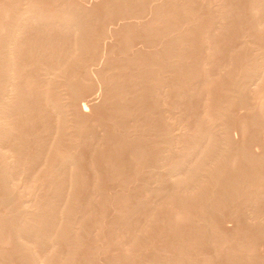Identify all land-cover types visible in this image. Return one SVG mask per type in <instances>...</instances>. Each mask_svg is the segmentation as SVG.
<instances>
[{
    "label": "rangeland",
    "instance_id": "rangeland-1",
    "mask_svg": "<svg viewBox=\"0 0 264 264\" xmlns=\"http://www.w3.org/2000/svg\"><path fill=\"white\" fill-rule=\"evenodd\" d=\"M6 1V0H5ZM9 1H11V0H9ZM20 1H23V0H20ZM26 1V0H25ZM31 1V2H30ZM33 0H28V2H30V3H33L32 2ZM37 1V2H36ZM64 1H66V2H64ZM153 1V2H152ZM157 1V2H156ZM162 1H163V3H162ZM175 1V2H174ZM2 2H4V0H0V3H1V5H0V9H1V7L2 8H4V7H7V6H9V5H7V6H4V4L6 3V2H4V3H2ZM43 2V3H42ZM54 2V3H53ZM72 2V3H71ZM98 2V3H97ZM118 2V3H117ZM127 2V3H126ZM136 2V3H135ZM138 2V3H137ZM143 2V3H142ZM150 2V0L148 1V0H114V1H112V0H108V2H103L102 0H54V1H51V0H34V3L35 4H37L36 6H39V5H41V7L39 6L38 8L40 9H43V7H44V5H48V7L47 6H45V8H49L50 10L51 9H54V10H57V7L56 6H61V7H63V10H65L66 11V7H67V5H68V7H67V10L68 11H74V12H78L79 14H80V18L82 19V16L84 17L83 18V22H87L88 23V30H89V32H92V31H94V33H92L94 36L95 35H100L101 36V34H103V32H105V35H106V32H107V34H108V37H106L105 35H102V36H104L105 37V39H104V37L102 38H100V36H99V38H100V40L98 41V36H96V37H94L91 41V44H90V40H88V42L89 43H87V44H89L90 46H94L95 48H97V49H95L94 47H89V48H87L88 50L89 49H92L91 51H95L96 50V55H95V52L92 54V56L93 55H95V57L94 58H97V60L98 59H100V61L101 62H99V64H98V61H96V59L94 60V58H93V62H91V60L92 59H89L90 60V64H88L89 63V60H87L88 58H90L91 56H90V53H92V52H89V51H86L87 52V54H84V55H82L81 53V57L78 55V59H77V61H78V65L81 63V60H82V64H80L81 66L79 67L78 65H77V63L75 64L74 63V65H76L75 66V68L77 67L78 69L80 68V70H77L78 72L80 71H82V73H84V75H85V70H86V68H89L88 66H92L93 65V63H94V61H95V63H96V66H94L93 65V68L95 69H93V68H91V72H93V71H97V67H99V70L100 71H103V74L106 76V72H110V76H113V77H111V79H108V81H107V78H103V76L101 75L102 74V72L100 73V72H98V73H100L99 75H100V77H102L101 79H102V81L105 79V81H107V82H105V81H103V82H100L99 83V85L101 84V86H103V88L102 87H100V86H98V83H96L93 79V82H95V83H93L92 84V86L93 85H95V84H97V86H96V88H99V89H96V88H94V86H93V88H91V87H88L87 85H91V83H92V81H89V79L87 80V78H89V77H87V76H85V77H87V78H84V76L81 78L84 82L85 81H88V82H86V83H84L80 78H79V76L80 75H82V74H80V72H79V74L80 75H77L78 77L76 78V76L74 75V76H72V74H70L71 75V77H67L66 76V79H64L65 81H67V80H70V81H67L68 83L70 82V84L72 83V84H74V82H76L74 85H77L76 87L79 89V83H80V81H82L83 83L80 85V90L79 91H82L83 92V90L84 89H87L88 88V90H91V89H96L97 91H95V90H93V92L95 91L96 93V96L98 95L99 96V99H98V97H96L95 95H94V93H92V94H89V93H91L92 92V90L90 91V92H88L87 90V92L88 93H86V92H84V94L86 95V96H91L90 98L91 99H94V101L92 100V103H94L95 101V108H94V106H92L91 108L90 107H88V112H87V114H86V117H84L85 116V114L82 116V117H84V119H82V117L80 116V114L81 113H79V116H80V119H81V121L82 120H84L85 121V123H81V121L79 122L77 119H79V116H78V112L77 113H74V110H75V108H74V110H71L73 107H74V105H75V102L73 103V101H72V103L70 104L69 102V104H67V102H64L65 104H66V108H65V111H67V112H70V110H71V112H70V114H69V116H72V117H70L69 118V116L67 115V117L69 118L68 119V128H69V126H70V130H66L67 132H68V135L66 134L65 135V137L64 138H62V142H64L66 139V137H68V136H70L71 135V133H72V136H74L75 135V133L78 131V130H75V129H79V133L81 134H79L78 133V136L77 135H75L76 137H71V138H73V139H69V140H72V141H68V140H66L64 143H63V145H62V143H59V142H61V141H59L58 143H57V147H59V145L61 144L62 145V147L65 149V150H69V154H71V151H72V156L71 157H73V159H74V157H75V159H76V157H77V159L76 160H74V161H76L75 163H76V165H77V163L78 164H80V166L79 165H77V167H76V169L77 168H80L79 170L81 171V173H80V175H81V178H80V180L82 181L81 183H83V185H81V183L79 182V178H78V182L80 183V185H81V188H79L78 186H80V185H78L77 186V184H76V188H75V186H73L75 189L72 191V190H70V191H72L74 194L76 193V192H78L77 194H78V196H77V198L75 197V204H78L79 206H78V208L80 209H78L75 205H74V207L76 208H74L73 210H74V212H75V210H79L78 211V213L76 214L77 216H75L74 215V217L75 218H77L76 220L79 222V223H77V224H79V226H77V227H75L74 225H76V223H74L76 220H74V218H72L73 220L72 221H74L73 223V226L72 227H75V228H77V230L79 229V227H80V229H82V230H79V232L77 233V232H75L74 231V229L75 228H70V229H73V233H72V231H71V234H76V235H79V236H76V237H79V241H78V245L76 244L77 242H75V244H76V246H75V244L73 243L74 242V235H72V236H74L73 238L71 237V239H73L72 241L70 240V239H68V238H66V236H65V234L67 235L68 233H69V229L67 230V232L68 233H65L64 232V234H62V236H63V239L60 237V238H58V241H57V246L59 247V245H60V243L59 242H61V241H59L60 239L61 240H67V242H69V240L71 241L70 243H72V245L70 244V243H66V241H65V245L64 246H61V247H59V249L61 248L62 249V251H63V254H59V253H57V258H58V260H60L59 259V257L61 258V260L60 261H58L56 258H54L55 260H54V264H71V263H73L74 262V264H144V262H146L145 264H148L149 262L148 261H150L152 264H157L158 262H161L162 260H164L165 259V261L167 260H171V259H173L172 257H174V259L176 260V259H179V258H181V256H180V253L179 252H177V251H179V249H181L182 248V250H183V252L185 251L184 250V248H186V250L188 251V249L190 250V254L188 253V256L186 255H183L182 257L184 258V257H186V259H188V257H189V259H188V263H190L191 264V262L190 261H193L194 262V258H193V255L195 256V259H197V260H195V262L196 261H200V263L202 264V262H201V260H203L202 258L201 259H199L200 258V256L203 254V256H204V252L205 251H207L206 253L207 254H205V255H207L208 256V258L206 259H204L203 261H207L209 258H210V260H208L207 262L205 261V263L204 264H225V262H224V260L226 261L227 259V257H228V260L227 261H229L230 260V258L231 259H233L232 261V263L233 264H238V263H240L239 261L240 260H237V259H244L245 257L244 256H242L241 258L239 257H237L238 255H247V259L245 258V260H241V262H242V264H243V261H245V262H247V261H249V262H247V263H249V264H261L263 261H264V237L262 238L261 237V235L263 236L264 234H261V232H264V231H261L262 229L264 230V197H262V199H260V197H261V194H259V197H256L255 198V196H252V198L250 197V196H244L243 197V199L245 198V199H247V198H249L250 199V201H245V205H247L246 207H249V208H246V207H244V208H246V209H242V207L244 206H240L241 205V203L243 202L242 201V198H240V199H238V200H240V201H238V203L239 202H241V203H237V202H235L234 201V203H235V205H234V203H232V205H234V206H230V208L229 209H231V207H233V208H236L237 206H239V207H237V208H239V209H235V211L233 212V213H235L236 214V216H235V214H232V216L233 217H235L236 219H234L233 217H231L229 214H231L230 213V211H229V213H228V211H225L226 209H228V207H219L218 205H213V206H216V207H213V210H215L214 208H216L217 209V207L219 208V209H221V208H223L224 210H222L221 209V211L219 212L218 211V209L216 210V211H213V212H211V214H213V216L214 215H216L217 216V218H218V216H220V215H222L223 216V214H224V216L222 217V218H220V220L222 219H225L226 217H227V215L226 214H228L229 215V218L227 217L226 219H227V221H228V219L230 220V217L231 218H233L232 220H230L231 222H227V221H225V220H223V222H218L219 221V219H218V221H216L217 220V218H216V216H214V218H216V220L214 219V218H212V216H211V218L213 219V221L212 222H215V223H212V225L213 226H215L216 227V230L214 229V231H213V226L211 225V228H212V231H210L211 230V228H210V232L208 231L207 233H211L212 232V235L211 236H213L214 235V233L215 232H218V234H216L215 233V236H217L218 238H219V240H221L220 241V243L223 241L224 243V245L226 246H223L222 244H219V241H218V243H217V241L216 240H214L213 241V237H211L210 236V238H211V242L212 243H210V241L208 242V240H206L205 241V236H203L204 237V242H206L207 243V245H206V247H204V248H206V249H208V245L209 246H211V244H212V246H214L213 244L215 243L216 245H217V247L220 249V251L219 252H221L220 253V255L222 254V256H219V255H217L216 253H215V251H214V248H215V250H216V245L214 246V248L212 247H210L209 249L210 250H212L211 252L212 253H210L209 252V249L208 250H205L204 248H202V250L204 251H202L201 249L199 250L198 248H196V247H194V249H193V247L192 246H197V244L195 245L193 242H195V241H193L192 243L194 244H190V243H188V241H186V239L184 238L185 236H188V239L190 240V241H192V240H196V237H198V231H197V229H196V226L197 225H195V224H199L198 223V221H200V219H198V216L199 217H202V216H204V214H207V213H205V212H203L204 214H201V216H200V214L198 213L201 209H203V211H206V210H204L205 209V207L207 206L205 203H206V201H204V196H206L205 194H204V196L202 197L203 199V202H205L204 203V205L205 206H203V208H201L202 206L201 205H203V203H201V205H199L198 203H200V202H198V203H196V201L197 200H200V199H196V198H198V197H196V195L198 194V191H195V190H193V188H200V185H198V183H199V180L203 183V184H201V190L205 187V188H208V190H207V192L208 193H210V192H212V191H215V190H210V189H216V187H218V184L216 185L215 184V186H214V183L212 182V180H211V176L212 175H210V176H208V177H210L209 179L206 177L207 176V174H208V172L210 171V170H206L208 167H209V169H211V171L213 170V168L214 167H211L210 165H207L206 166V171H208V172H206L205 170V174H204V176H203V174H202V172H201V175H200V173L198 174V175H200V176H198L197 178H199V179H196V183H197V186H199V187H197V186H195L194 184H196V183H194L193 185H189V187H187L188 188V190L190 191L189 193H188V195L187 196H185L186 195V193L184 194V196L185 197H187L186 198V200L188 199V200H190V202H192L191 200L193 199V202H194V204L196 203L197 204V206H199V208H201L200 210H198V209H196V207H193L194 205H191L190 203H188V201H187V203L188 204H190L189 206H187L188 204H184V201L182 200L183 199V196L182 197H177L178 196V194H179V196H181L182 194H181V192H187L188 190H186L187 188H185L184 187V189L182 190L181 188L179 189H177V191H176V193L177 194H174V192H173V189L170 191V187L169 188H167V189H169V191H170V193L171 192H173L172 194H174V199L173 198H169V201L170 202H168V200L167 201H165L166 200V196L167 197H169L168 196V192H166V196H165V193L163 194V192H165L166 191V189L164 188V187H168L169 185H165L164 186V182L166 181L167 182V178L164 180V178H162V180L164 181V182H162V180H159V181H157L156 182V179L159 177V176H161V177H164L163 176V174L162 175H160L161 173H165L164 175H166V172H164V168H165V171L168 169V166L170 165L169 163H171V162H174V161H172L175 157L176 158H178V157H180V155L182 154V152L180 153L178 150H180L181 148L183 149V150H187L188 148H189V146L191 145L192 146V143H194V142H192L191 143V141H193V140H190V139H193L194 137L193 136H197L199 133H201V132H205V133H207V131H205V129L206 128H209V133L210 132H212L213 134H214V137L215 138H217L218 140H219V142L221 143V145H219L220 143L218 142V140L217 139H215L217 142H215V143H217V144H215V148L217 149V147L218 148H220V151H222L223 150V152H224V154H225V152H226V150L229 148V152H228V154H231L234 150H235V148L234 147H236V151H234V154H235V152L237 153V151H239L240 150V147H241V149L242 148H244V146H246V145H248V143L251 141L252 143H249L250 144V146L252 147V146H255V147H252V150L255 152V153H257V154H259V156L258 155H254L255 153L250 149V146L247 148V150L246 151H248L249 153H247V155H251L252 157H253V155L254 156H257L256 158L257 159H259V157L260 156H264V155H262V153H264V147L262 146V145H260L261 143V140H262V144L264 145V141H263V139H264V132H263V129H262V132H259L258 133V131H255V130H257V129H259V131H261V125H260V123H259V121H262L263 123H264V120H262V119H264V118H262V117H264V106L262 107V105H264L263 104V102L264 101H261V99H262V96L261 95H259L258 94V96H256V94L257 93H254V92H252V91H247V92H244L243 94H245L244 96H246V97H244V96H242L243 94H241V95H237V94H235V93H233V91H231V89H232V87H233V83H231V81L232 82H234L233 80H236V78H237V76H238V73L240 74L241 72H242V69L241 68H243V70L244 69H246L247 68V64L246 63H248V61L249 62H252L253 60L252 59H254V62H253V64L254 63H260V61H261V59L263 58L262 57V53L260 52L262 49H258V48H261V46L259 47V45L260 44H262V42L264 41V36H262V35H264V34H259V35H257V36H259L260 37V35H261V40H258V39H256L257 38V36H255L256 38L254 39V37H252L253 36V32L250 30H248V28H250V27H247V24H248V18H249V16H250V14L248 15V11L247 10H245L246 9V6L248 5V2H249V0H151V2ZM165 2V3H164ZM198 2V3H197ZM228 2V3H227ZM10 3V2H9ZM8 3V4H9ZM64 3H66V7H65V5L63 6V4ZM135 3V4H134ZM153 3V4H152ZM162 3V4H161ZM62 4V5H61ZM72 4H73V6H72ZM112 4V5H111ZM140 4V5H139ZM145 4H147V5H145ZM152 4V5H151ZM158 4V5H157ZM34 5V4H33ZM50 5V6H49ZM121 5H123V6H126V5H128V7L127 8H129V7H131V9H129L128 10V12L129 13H132V14H130V15H133V16H131L130 17V15H128L129 13H127V12H125V11H127V9H126V7H125V10H124V8L123 9H120V7H122ZM130 5V6H129ZM133 5V6H132ZM137 5H139V6H137ZM155 5H156V7H155ZM161 5V6H160ZM244 5V6H243ZM35 6V5H34ZM74 6H75V9H74ZM120 6V7H119ZM137 6V7H136ZM141 6V7H140ZM143 6V7H142ZM61 7H58V10H61ZM70 7H73L72 9L70 8ZM136 7V8H135ZM157 7H158V9H159V12H158V10H156L157 9ZM160 7H161V9H163L164 7V12L162 13V11L163 10H161L160 9ZM180 7V8H179ZM222 7H224V8H222ZM229 7V8H228ZM45 8H44V10H45ZM76 8L79 10H76ZM144 8V9H143ZM146 8V9H145ZM150 8V9H149ZM217 8V9H216ZM48 9V10H49ZM70 9V10H69ZM83 9H84V11L85 12H80V11H83ZM119 9V10H118ZM140 9H142V10H140ZM156 10V11H154V10ZM182 9V10H181ZM220 9L223 11H225V12H223V18L221 19V17H222V11H221V13H220ZM242 9V10H241ZM247 9H248V7H247ZM121 10V11H120ZM124 10V12L125 13H123L122 11ZM144 10V11H143ZM148 10V11H147ZM161 10V11H160ZM185 10V11H184ZM228 10H230L229 12H228ZM141 11V12H140ZM150 11V12H149ZM153 11L155 12L154 14H157V15H155V17L156 18H158V16H159V18H160V20H162V15H161V13L163 14V17L166 15H168V19L166 18V16L163 18V20H165V18L169 21V19L171 20L172 18H171V16H173L174 14H175V18H174V16H173V18L174 19H172L169 23H167V25L169 24V25H171V22H174L175 20L176 21H180L181 22V24H182V28H184L185 30H186V28H188L186 31L183 29V31H180V29H179V27L181 28V26L179 25V23H177L176 21V23L174 24V25H176V27H178V25H179V27H178V31H180V34H179V32H178V34L176 33L177 32V28L173 31L172 30V28H171V26H167L170 30H172L173 32V34H175L174 35V38H172L173 36V34L171 35V33L169 34V32H170V30H167V28H166V31H164L165 30V28L163 27V23H162V21H161V23H160V21H159V23H158V27L157 26H153V25H146V24H154V25H156L157 24V22L155 23V21H158L159 20V18H158V20H154V17H152V16H154L153 15ZM167 11V12H166ZM184 11V12H183ZM186 11H190L189 12V15H187L188 13L186 12ZM244 11V12H243ZM118 12H121L122 13V15L124 14V15H126V17H127V15H128V17L130 18L129 20H125V22H130V23H132L131 24V27L132 26H135V27H132V28H135V29H131V31H130V24L127 22L126 23V25L127 26H122V27H124V29L126 28V27H128V29L127 30H129L130 31V35H131V33H135V36L133 35V37H132V35H131V39L129 38V31H127V33H126V31H125V33H124V37H123V35L122 36H120L118 33H121V31H120V26H121V23L120 22H123L124 21V18L123 17H125L124 15H123V17L121 16V13H120V15H118L119 13ZM144 12V13H143ZM152 12V13H151ZM157 12V13H156ZM161 12V13H160ZM216 12V13H215ZM226 12L228 13V15L226 14ZM249 12H250V10H249ZM82 13H85V14H83L82 15ZM143 13V14H142ZM151 13V14H150ZM159 13H160V15H159ZM164 13H167V14H164ZM178 13V14H177ZM184 13V14H183ZM187 13V14H186ZM220 13V14H219ZM90 14V15H89ZM135 14V15H134ZM172 14V15H171ZM183 14V15H182ZM186 14V17L184 16ZM220 16H219V15ZM225 14H226V16H225ZM178 15V16H177ZM121 16V17H120ZM146 16V17H145ZM161 16V17H160ZM184 16V17H183ZM122 18V19H120V18ZM134 17V21H133V18ZM150 17L151 18H153V19H150ZM182 17V18H181ZM227 17V18H226ZM94 18V19H93ZM147 18H149V20H152V21H149L148 22V20H146ZM185 20H184V19ZM246 18V19H245ZM253 17H251V19H252ZM85 19H86V21H85ZM127 19V18H126ZM136 19V20H135ZM138 19V20H137ZM178 19V20H177ZM193 20V21H190V20ZM88 20L90 21V23L88 22ZM119 20H120V22H119ZM122 20V21H121ZM133 21V22H131V21ZM147 21V22H145V21ZM167 20H165V22H168ZM182 20V21H181ZM249 20H250V18H249ZM136 21V22H135ZM184 21L186 22V24L184 23ZM217 21V22H216ZM252 20H250L249 22H251ZM154 22V23H153ZM99 23V24H98ZM139 23H141L142 25H140L139 26V28L143 31V30H145L146 29V31H147V29H148V26H150V27H152V28H150L151 30H149L148 29V31L149 32H151V34L149 33V32H147V34L146 35H148V33L151 35H148V37L146 36H144V34L143 33H141L140 34V32H141V30L138 28V24ZM143 23H144V25L146 26V28H144L143 27ZM195 23V24H194ZM201 23V24H200ZM117 24H118V26L120 27H118L117 26ZM123 24H124V22H123ZM137 26H136V25ZM159 24H161V26L164 28H162L161 26H159ZM178 24V25H177ZM219 24V25H218ZM84 25H85V23H84ZM125 25V24H124ZM185 27H184V26ZM193 25V26H192ZM86 27H87V24L85 25ZM90 26H92V27H90ZM98 26V27H97ZM165 26V25H164ZM172 26H173V23H172ZM249 26V25H248ZM116 27L118 28V29H116ZM130 27V28H129ZM137 27V28H136ZM141 27H143L144 29H142ZM173 27V28H174ZM193 29H192V28ZM239 27V28H238ZM155 28L156 29H160V28H162V29H158L159 30V32L161 31V34L163 33L164 34V32H166L168 35H169V41L167 40V34L165 35V36H163V35H161L160 36V33H158V34H153L152 35V33H155ZM181 28V29H182ZM196 28V29H195ZM198 28V29H197ZM214 28V29H213ZM232 28V29H231ZM93 29V30H92ZM97 29H98V31H97ZM106 29V30H105ZM122 30H124L123 28H121ZM138 29L140 30L139 31V33H138ZM105 30V31H104ZM109 30V31H108ZM117 30H119V31H116ZM135 30H136V32H135ZM154 32H153V31ZM158 30H156V33L158 32ZM189 30V31H188ZM191 30V31H190ZM196 30V31H195ZM111 31V32H110ZM114 31L116 32V34L114 33ZM169 31V32H168ZM204 31V32H203ZM246 31H248V33L250 34V33H252V36L251 37H249V34L246 32ZM96 32V33H95ZM102 32V33H101ZM110 32V33H109ZM145 32V31H144ZM175 32V33H174ZM111 33H113L114 35H112ZM185 35H184V34ZM189 33V34H188ZM243 33H245V35L247 34L248 35V37H249V39H248V37H247V35L245 36L247 39H243V37H242V35L244 36V34ZM91 34V35H92ZM126 34V35H125ZM137 34V35H136ZM143 34V35H142ZM176 34L178 35V37L176 36ZM184 36H183V35ZM191 34V35H190ZM198 34V35H197ZM206 34V35H205ZM231 34V35H230ZM92 35V36H93ZM116 35V36H115ZM117 35L120 37H117ZM139 35V36H138ZM190 35V36H189ZM194 35V36H193ZM196 35V36H195ZM208 35V36H207ZM219 35V36H218ZM223 35V36H222ZM92 36H90V38H92ZM127 36V37H126ZM155 36H158V37H155ZM172 36V37H171ZM179 36H182L181 37V39H178V38H180ZM186 36V37H185ZM189 36V37H188ZM205 36V37H204ZM232 36V37H231ZM241 36V37H240ZM121 37L123 38V39H125V37H126V40L128 39V41H127V43H129V45L126 43L125 44V41L122 39V42L124 41V43H122L121 42V40H120V42H119V39H121ZM140 37V38H139ZM152 37H154V38H152ZM175 37H177V39L175 38ZM184 37V38H183ZM96 38H97V41H96ZM156 38V39H155ZM189 38V39H188ZM193 38V39H192ZM205 38V39H204ZM223 40H222V39ZM235 38V39H234ZM241 38L243 39L242 41H241ZM118 39V40H117ZM143 39V40H142ZM150 39V40H149ZM153 39V40H152ZM164 39V40H163ZM166 39V40H165ZM172 39H176L177 41H178V43L180 44L181 42H183V41H185L184 42V44L183 43H181V44H183V45H179V46H177L178 45V43H176V44H173V42H175V40H172ZM217 39V40H216ZM263 39V40H262ZM94 40L96 41V43L94 42ZM130 40H131V42H130ZM144 40H146V41H144ZM156 40V41H155ZM162 40H163V42H162ZM172 40V41H171ZM211 40V41H210ZM245 40V41H244ZM246 40H248L247 42H246ZM133 41H135V42H133ZM153 41H155V43L153 42ZM158 41V42H157ZM205 43H204V42ZM245 43H244V42ZM250 41H251V43H250ZM261 41V42H260ZM94 42V43H93ZM157 42V43H156ZM165 42V43H164ZM166 42H169L170 44H168V45H171V44H173L175 47L177 46V47H179V49L178 48H176L175 49V47H173V45H172V49L174 50H177V51H173L174 52V55L173 54H169V52H168V54L166 53V51L168 50L167 48H169L168 47V45H167V43ZM172 42V43H171ZM214 42V43H213ZM244 43V45L247 43L248 44V46L247 45H243L244 46V48L242 47V43ZM154 43V44H153ZM165 44V46H167L166 47V51L164 50L165 49V47H164V45H163V48H162V44ZM203 43V44H202ZM239 43H240V47H239ZM254 43L256 44L254 47H252L251 48V46L252 45H254ZM264 43V42H263ZM95 44V45H94ZM116 44V45H115ZM125 44V45H124ZM131 44V45H130ZM148 44V45H147ZM158 44V45H157ZM208 44V45H207ZM88 45V46H89ZM118 45V46H117ZM121 45H123V46H126L125 47V49H127V52H125L124 50V52L122 51V52H119L120 50H121V48L123 47V46H121ZM134 45V46H133ZM237 45V46H236ZM250 45V46H249ZM263 45V44H262ZM88 46H86V47H88ZM97 46V47H96ZM129 46H130V48H129ZM182 46V47H181ZM208 46V47H207ZM119 47V48H118ZM121 47V48H120ZM250 47V48H249ZM255 47H256V49H255ZM130 50H129V49ZM150 48H152V50L150 49ZM156 48H159L160 49V52H161V49L163 50V52H161V55L163 54V53H166V54H163L162 55V58H161V60L163 59V60H165L166 58H168V56L170 55L171 57H172V59L168 62V61H166V62H168V63H165V61H161L160 59L159 60H154V59H156L157 57H160V56H158V54H159V49H156ZM185 50H184V49ZM188 48V49H187ZM208 48V49H207ZM95 49V50H94ZM118 49V50H117ZM134 49V50H133ZM149 49L151 50V51H153V49H154V51H153V53H155L154 55H153V53L151 52V51H149ZM170 50H171V48H169ZM254 49V50H253ZM129 50V51H128ZM143 50V51H142ZM158 50V51H157ZM169 50V51H170ZM181 50V51H180ZM190 50V51H189ZM200 50V51H199ZM208 50V51H207ZM256 50V51H255ZM257 50H259V51H257ZM142 51V52H141ZM145 51H146V53L148 52V55H149V57L152 59V60H149V57H148V55L145 53ZM158 53H157V52ZM172 51V50H171ZM170 51V52H171ZM89 52V53H88ZM98 52V53H97ZM149 52H151V53H149ZM213 52V53H212ZM123 53H124V55H123ZM132 53V54H131ZM140 53V54H139ZM142 53V54H141ZM145 54V56H140V55H144ZM172 53V52H171ZM180 55H179V54ZM176 54H178V56H176ZM187 54V55H186ZM87 55L88 56H90V57H88L87 58ZM135 55V56H134ZM146 55H147V57H146ZM150 55H153L154 56V58H153V56H150ZM160 55V54H159ZM165 55V56H164ZM244 55H245V57H244ZM258 55H260V56H258ZM83 56H84V58H86V60L88 61V63L84 60V58H83ZM103 56V57H102ZM114 56V57H113ZM134 56V57H133ZM136 56H137V58H136ZM155 56H156V58H155ZM169 56V58L168 59H170L171 57ZM174 56V57H173ZM190 56V57H189ZM198 56V57H197ZM208 56V57H207ZM242 56V59L240 58ZM253 56V57H252ZM264 56V55H263ZM127 57V58H126ZM130 59H129V58ZM133 57V58H132ZM142 57V59L141 60H143V58L144 57H146V58H144V60H143V62H146L145 60H148V62H151V63H153V62H155V61H159V63H161V66L159 65V64H157V65H155V63L154 64H151V63H149V64H151V65H153V66H151V65H149L151 68H153L154 70H155V68L157 69L156 71L158 72V74L156 73L155 74V72H152L153 71V69L152 70H149L148 71V69H151V68H148V66L146 67L145 66V64H148V62L147 63H143L142 64V66H143V68L145 69V67H146V69H147V71H145L143 68H140L141 67V65H140V67H138V65L136 66V64H134L135 62H136V60H135V62H134V60L133 59H138V58H141ZM164 57V58H163ZM182 57V58H181ZM244 57V58H243ZM261 58L260 60H259V58ZM106 58V59H105ZM117 58V59H116ZM148 58V59H147ZM176 58V59H175ZM208 58V59H207ZM252 58V59H251ZM244 59V60H243ZM249 59V60H248ZM251 59V60H250ZM138 60H140V59H138ZM140 60V63H142V61ZM167 60V59H166ZM175 60V61H174ZM177 60V61H176ZM206 60V61H205ZM241 60V61H240ZM263 60H264V58H263ZM263 60H262V63H263ZM85 63H84V62ZM103 61H105V62H103ZM107 61V62H106ZM124 61H126V62H124ZM127 61L129 62V63H131L132 61H133V63H131V64H127L126 65V63H127ZM131 61V62H130ZM243 61L245 62V63H243ZM256 61V62H255ZM138 62V61H137ZM136 62V63H137ZM174 62V63H173ZM182 62V63H181ZM225 62V63H224ZM100 63H101V65H100ZM103 63V64H102ZM139 62L137 63V64H140ZM163 63H165L166 65H163ZM176 63V64H175ZM197 63V64H196ZM218 63V64H217ZM84 64H86V68H85V66H84ZM87 64H88V66H87ZM92 64V65H91ZM134 64V65H133ZM173 64V65H172ZM182 64V65H181ZM249 64V66H252L251 65V63H248ZM74 65H70L69 66V68H68V71L67 72H69V70H71L70 72L71 73H73V74H75V72H76V69H74L73 68V66ZM116 65V66H115ZM160 66V67H157V66ZM169 65H171V66H173V68H172V70L171 69H169L171 66H169ZM246 65V66H245ZM82 66H84V67H82ZM129 66H132V68H135V69H133V71H131V67H129ZM154 66H156L155 68H154ZM165 66V67H164ZM182 66V67H181ZM185 66V67H184ZM205 66V67H204ZM213 66V67H212ZM241 66H243V67H241ZM248 66V67H249ZM167 67H168V69H167ZM176 67V69H174ZM179 67V68H178ZM235 67V68H234ZM73 69V71H72V69ZM81 68H85V70L84 69H81ZM97 68V69H96ZM120 68H122V69H120ZM138 68H140L139 69V71L140 70H144L145 72L144 73H146L147 74V76H148V78L146 79V77H145V75L146 74H144V73H142V72H140V74H142V75H136V74H139V72H138ZM183 68V69H182ZM186 68V69H185ZM187 68H188V70H187ZM240 68V70H238ZM176 70V71H174V70ZM180 69V70H179ZM83 70H84V72H83ZM88 70V74H92L91 72L89 73V70L90 69H87ZM93 70V71H92ZM167 70H169V72L167 71ZM179 70V71H178ZM183 70V71H182ZM187 70V71H186ZM195 70V71H194ZM204 70V71H203ZM207 70V71H206ZM223 70V71H222ZM65 71V72H66ZM118 71V72H117ZM151 71V73H148V72H150ZM171 71L172 72H174V73H171ZM185 71V72H184ZM210 71V72H209ZM231 71H232V74H230L231 73ZM236 71H238V72H236ZM78 72L76 73V74H78ZM97 72H95V73H97ZM184 72V73H183ZM188 72V73H187ZM199 72V73H198ZM29 73H32V72H29ZM27 71L26 72H24V76H30V74H29ZM94 73V74H95ZM117 73V74H116ZM130 73V74H129ZM186 73V74H185ZM190 73H192V74H190ZM208 73H210V74H208ZM237 75H236V74ZM87 74V75H88ZM112 74V75H111ZM151 74L153 75L154 74V76H151ZM179 74V75H178ZM183 74V75H182ZM230 76H232L231 77V79L229 78V75ZM65 75H68L67 73H65ZM95 75H98V74H95ZM98 75V76H99ZM107 75H109V74H107ZM131 75V76H130ZM135 75V76H134ZM158 75H159V78H158ZM181 75V76H180ZM187 76L186 78L188 79V80H186V81H189L190 79L192 80V82L190 81L189 82V84L187 83H185L186 81H183V79H185V77H182V76ZM195 75V76H194ZM201 75V76H200ZM206 75V76H205ZM209 75H210V77H209ZM228 75V76H227ZM110 76H109V78H110ZM120 76V77H119ZM136 76H137V78H136ZM138 76H141V78L139 77V79H138ZM151 76V77H150ZM198 76V77H197ZM227 76V77H226ZM32 77H34L33 76V73H32ZM108 77V76H107ZM129 77H130V79H129ZM155 77H156V79H157V81H155L156 79H155ZM168 77V78H167ZM177 77V78H176ZM192 77H195V78H193L192 79ZM203 77H205V78H203ZM214 77V78H213ZM69 78H76V80L74 79H69ZM190 78V79H189ZM198 78V79H197ZM200 78V79H199ZM207 78V79H206ZM229 78V79H228ZM79 79V80H78ZM86 79V80H85ZM112 79H114V80H112ZM115 79H117V80H115ZM119 79V80H118ZM153 79H154V82H162V84L159 82L158 83V85L157 86H161V87H153ZM168 79V80H167ZM202 79V80H201ZM203 79H204V81L205 82H203ZM209 79V80H208ZM91 80V79H90ZM110 80V81H109ZM134 80V81H133ZM165 80V81H164ZM178 80H180V81H178ZM182 80V81H181ZM224 80V81H223ZM60 82V83H63V84H61V85H64V84H68L67 82ZM72 81V82H71ZM113 81V82H112ZM116 81V82H115ZM198 81V82H197ZM202 81V82H201ZM208 81H210V82H208ZM79 82V83H78ZM91 82V83H90ZM105 82V83H104ZM109 82H111V83H114V84H117L118 82V84H119V87H121L120 89H119V87L116 85H112V84H109ZM165 82V83H164ZM167 82V83H166ZM200 82V83H199ZM228 82V83H227ZM231 83V85H230V83ZM104 83V84H103ZM109 84V86L110 87H112L113 88V91L110 89V88H108V85H107V89H110L112 92H116L115 90H119V93H116L117 94V97L115 98L114 96H116V95H114L111 91L109 92L107 89V91L104 89V86H106L105 84ZM175 85H173V84ZM179 83H181V84H179ZM196 83V84H195ZM202 83V84H201ZM204 83H205V85H206V88H205V85H204ZM207 83V84H206ZM227 83V84H226ZM86 84V85H85ZM103 84V85H102ZM122 84H123V88H125L123 91L121 90L122 89ZM152 84V85H151ZM156 84L157 83H154V86H156ZM159 84H161V85H159ZM211 84V85H210ZM61 85H58V88L57 89H63V88H61ZM121 85V86H120ZM133 85V86H132ZM180 85V86H179ZM184 85V86H183ZM195 85V86H194ZM217 87H216V86ZM225 85V86H224ZM60 86V87H59ZM83 86V87H82ZM113 86H115L117 89H114L115 87H113ZM149 86V87H148ZM173 86V87H172ZM176 86H178V87H176ZM182 86V87H181ZM197 86V87H196ZM228 88H230V89H228ZM231 86V87H230ZM81 87L82 88H84V89H81ZM171 87V88H170ZM181 87V88H180ZM185 87V88H184ZM188 87V88H187ZM191 87V88H190ZM192 87H194V88H192ZM203 87V88H202ZM89 88H91V89H89ZM153 88V89H152ZM157 88V90H154V89H156ZM175 88V89H174ZM190 88V89H189ZM228 90H227V89ZM56 89V90H57ZM183 89H185V90H183ZM194 89V91H191V90H193ZM199 89H201V90H199ZM225 89H226V91H225ZM98 90L99 91H101L100 93H98ZM106 92H105V91ZM118 90H117V92H118ZM127 90V91H126ZM152 90H153V92H152ZM176 90V91H175ZM180 90V91H179ZM184 92H183V91ZM61 91V92H60ZM57 90L56 92H59V97L60 96H62L64 93L62 92V90ZM64 92H66V90H65V88H64V90H63ZM85 91V90H84ZM157 91V92H156ZM165 91V92H164ZM179 91V92H178ZM182 91V92H181ZM186 91V92H185ZM201 91V92H200ZM226 93H228L229 95H227L228 96V99H230V100H232V99H234L235 98V100H236V98L237 99H240V101H243V99L244 100H246V101H243V103H247L246 104V106H244L243 105V103L242 104H240V103H238L237 101H234L235 103H238V105H243L242 107L243 108H245L244 110H240V109H243L242 107L241 108H237V109H235V105L236 106H238L237 104H234V102L233 101H230V104L232 105V108L234 109L233 111H232V108H230L231 106H230V104H228V107L227 108H230L231 110H230V113L228 114V112H229V110L228 111H226V113H225V108H226V105H227V102L229 103V101H225V100H227V98H224V97H227V96H225V92ZM234 94V96H233V94L231 93V92ZM81 92V93H82ZM102 92H105V95L103 94V95H101V93ZM108 92V93H107ZM121 92V93H120ZM141 92V93H140ZM155 92L157 93V94H155ZM205 92V93H204ZM221 92V93H220ZM248 92H250V94H248ZM98 93V94H97ZM125 93V94H124ZM127 93V94H126ZM145 93V94H144ZM183 93V94H182ZM186 93V94H185ZM198 93V94H197ZM231 93V94H230ZM254 94V95H251V94ZM62 94V95H61ZM88 94V95H87ZM109 94H111V97H112V95H114L112 98H114L113 100L111 99V97L109 96ZM121 94V95H120ZM124 94V95H123ZM148 94V95H147ZM150 94H152V95H150ZM160 94V95H159ZM65 96H67L66 95V93L64 94ZM64 95H63V98H61V99H63V101L65 100V101H67V99H71V97H69V96H67V99H66V97H65V99H64ZM108 95V96H107ZM158 95H159V97H158ZM230 95H232V97L230 96ZM238 96V97H236V96ZM102 96H106V97H109V98H107V104L106 103H104V101L105 100H103V99H105L104 97H102ZM247 96H251V97H258V99H255V98H251V97H249L250 99H248L247 98ZM259 96H261V98L259 97ZM101 97L103 98L102 100H103V102H102V105L99 103V101L101 102L102 100H101ZM126 99H125V98ZM161 97V98H160ZM187 97V98H186ZM190 97V98H189ZM97 98V99H96ZM145 98V99H144ZM164 98V99H163ZM209 98V99H208ZM224 98V100H222ZM232 98V99H231ZM241 98H242V100H241ZM264 98V97H263ZM141 99V100H140ZM151 99V100H150ZM180 99V100H179ZM194 99V100H193ZM259 99H260V102H259ZM68 100V101H69ZM73 100V99H72ZM97 100H99L98 102H97ZM118 101L119 100V103H120V108L119 107H117V106H115L114 104L116 103L115 101ZM120 100L122 101V103L123 104H125L124 106H125V108L126 107H129L130 108V106L128 105L129 103H131V106H135V109L134 110H132V108L133 107H131V110H130V112L129 111H127L128 109H126V111L125 110H123V109H121L122 108V106H123V104L120 102ZM248 100V101H247ZM249 100H250V102H249ZM258 100V102L259 103H257L256 101ZM263 100V99H262ZM127 101V102H126ZM133 101H135V104L136 105H134V102ZM198 101V102H197ZM222 101V102H221ZM71 102V101H70ZM112 102V103H111ZM115 102V103H114ZM221 104V103H223V102H225V103H223L222 104V106L219 104V103ZM231 102H233V103H231ZM256 103V106H254V104H253V106H252V104L251 103ZM103 103H104V105H103ZM118 103V104H119ZM145 103V104H144ZM174 105H173V104ZM204 103V104H203ZM214 103V104H213ZM260 103H262V105L260 104ZM99 104L101 105V106H99ZM113 104V106H115V107H113V106H111ZM117 103H116V105H118ZM121 104H122V106H121ZM155 104V105H154ZM161 104V105H160ZM200 104V105H199ZM220 105L219 107L217 106L216 108H214L216 105ZM225 104V108H222V107H224L223 105ZM233 104H234V107H233ZM251 104V105H250ZM257 104H260L261 105V107H259ZM69 105H72L73 107H70ZM128 105V106H127ZM247 105H249L250 107H253V109H255V110H253L252 108H250L249 106H247ZM111 106V107H110ZM230 106V107H229ZM75 107H77V106H75ZM98 107V108H97ZM113 107V108H112ZM140 107H142L143 109H141ZM249 107V109L250 110H252V112H255L254 114H250V112L247 110V108ZM257 107V108H256ZM68 108V110H66ZM69 108H71V109H69ZM112 108V109H111ZM114 108L115 109H121L120 111H122V112H117V113H121L120 115H123L124 113V111L125 112H127L126 114H128V113H130V116H129V118L127 117V118H125L126 120H124V121H122L123 120V118L124 117H126V115H124L123 117H120V115L119 114H117L116 113V110L114 111ZM139 108V110L137 111V109ZM197 108V109H196ZM203 108V109H202ZM208 108V109H207ZM218 108V109H217ZM219 108H220V111H221V114H222V117H223V119H224V116H226L225 117V119H224V121H223V119H220L221 118V116L220 117H218L219 115H221L220 114V111L219 112H217L218 110H219ZM260 108V109H259ZM109 109V110H108ZM205 109V110H204ZM215 109H217V113L216 112H214V113H216V116H215V114L214 113H212V114H214L213 116H214V118L216 117V118H219L218 120H221L222 122H224V124L221 122V121H218V120H216V119H213V120H216V122L214 121V122H212L213 123V126L212 125H210L211 124V121H212V119L210 118L212 115H211V112H213V111H215ZM223 109V110H222ZM90 110V111H89ZM114 112H113V111ZM146 110V111H145ZM173 110V111H172ZM175 110V111H174ZM247 110V111H246ZM257 110V111H256ZM77 111V109L75 110V112ZM118 111V110H117ZM149 111V112H148ZM168 111V112H167ZM170 111H172V113L170 112ZM204 111V112H203ZM224 111V112H223ZM234 112V115H233V113L232 112ZM243 111V112H242ZM260 111V112H259ZM263 111V112H262ZM66 112V113H67ZM74 114H73V113ZM113 112V113H112ZM133 114H132V113ZM258 112V113H257ZM262 112V113H261ZM123 113V114H122ZM170 113V115H171V119H170V121L168 120L169 119V117H170V115H169V117H168V114ZM218 113H219V115H218ZM223 113H225V114H223ZM257 113V114H256ZM91 114V115H90ZM114 114V115H113ZM206 114V115H205ZM226 114H228V115H226ZM231 114V118L229 117V119L230 120H227L226 118H228V116ZM263 114V115H262ZM75 117H74V116ZM110 115V116H109ZM118 115V116H117ZM129 115V114H128ZM127 115V116H128ZM160 115V116H159ZM167 115V116H166ZM209 116V115H211L209 118H205V116ZM224 115V116H223ZM232 115H233V117H232ZM252 115V116H251ZM255 115H256V117L259 119L258 120V122L257 121H252L251 120V117H253V120H254V118H256L255 117ZM258 115H259V117L261 116V118H259L258 117ZM173 116H174V119L175 120H173ZM191 116V117H190ZM203 116V117H202ZM132 117V118H131ZM71 118H72V121H74L73 123H74V126L72 127V125H73V123H72V125H71V123H70V121L69 120H71ZM73 118H75V119H73ZM181 118V119H180ZM213 118V117H212ZM245 118V119H244ZM257 118H256V120H257ZM105 119H107L106 121H105ZM114 119V120H113ZM122 119V120H121ZM204 119H205V121L208 123L209 121H207L208 119H210L211 121L209 122L210 124V126H212V127H210L209 125H207V123L204 121ZM207 119V120H206ZM77 120V121H76ZM87 120V121H86ZM94 120V121H93ZM96 120V121H95ZM108 120H109V122H108ZM110 120H112V121H110ZM128 120V121H127ZM146 120H148V121H146ZM168 120V121H167ZM250 120H251V122H250ZM83 121V122H84ZM98 121H102V122H98ZM104 121V122H103ZM122 123H121V122ZM175 121H176V123H175ZM179 121V122H178ZM201 121H202V124H201ZM217 121H218V123H217ZM229 121V122H228ZM111 122V123H110ZM123 122H124V126L126 125V128H127V126H128V124H129V126L128 127H131L130 129L129 128H127L130 132V135H129V133H128V131H127V136L124 134L125 132H124V130L126 129L125 127H124V130H123V132H122V130L121 129H119L120 128V126L119 125H123ZM169 122V123H168ZM173 122H174V125H175V127L174 126H172L173 125ZM252 122L256 125L255 127H256V129H254L255 127H254V124H252ZM261 122V123H262ZM115 123V124H114ZM118 125H117V124ZM121 123V124H120ZM126 123V124H125ZM204 123H206V128L204 127ZM214 123H216L215 125H214ZM227 123H228V125L230 126V127H233L234 128V126L235 125H237L238 127H240V128H236L237 126H235V130H240V129H242L243 130V132H238V134L236 135L235 133H232L233 132V128H230V127H228L227 126ZM77 124H79V126L77 125ZM81 124H83L82 125V127L80 128V125ZM84 124H85V126H84ZM134 124V125H133ZM169 125L168 127H170L169 129H168V131L170 132V134L171 135H169V136H172L173 137V140H171L172 139V137H170L171 139L170 140H168V138H169V136H167L168 138H166V136H165V132L164 131H166V132H168L167 131V129L165 128L166 126L165 125ZM170 124H171V126H170ZM178 124L181 126V128H180V126H178ZM204 124V125H203ZM220 124V125H219ZM226 124V125H225ZM76 125L78 126V128H76ZM112 125H113V127H112ZM116 125V126H115ZM203 125V127L205 128H203L202 129V131L201 132H199V130L201 129V128H199V127H201ZM218 125V126H217ZM222 125H223V127H224V125H225V129H221V128H219V127H222ZM240 125V126H239ZM253 125V126H252ZM263 125L264 124H262V127H263ZM19 126V125H18ZM161 126V127H160ZM165 126V127H164ZM177 126V127H176ZM194 126V127H193ZM196 126H197V128H196ZM199 126V127H198ZM227 126V127H226ZM245 126V127H244ZM258 126H259V128H258ZM20 127V126H19ZM22 127V126H21ZM34 127H36V128H38L39 130L37 131L36 130V128H34ZM75 127V129H72V128H74ZM83 127H85L84 129H83ZM115 127H119L118 128V131L119 130H121V132H118V131H116L115 130ZM138 127V128H137ZM141 127V128H140ZM184 127V128H183ZM33 128H34V130L35 131H33ZM112 128V129H111ZM116 128V129H117ZM135 128H136V130H135ZM140 128V129H139ZM165 128V129H164ZM172 128H175V130H177V132H179V134L177 135L176 134V137L174 136V133L172 134V131L174 130H172L171 131V129ZM179 128H180V130H179ZM192 128V129H191ZM212 128V129H211ZM214 128V129H213ZM216 128V129H215ZM228 128V129H227ZM232 129V132L231 133H229L231 130L230 129ZM264 128V127H263ZM25 128H24V126H23V130H24ZM81 129L83 130V131H81ZM113 129H114V131H113ZM126 129V130H127ZM191 129V130H190ZM198 131H197V130ZM221 129V130H220ZM17 132H18V134L20 133V129H18L17 127H16V129H15ZM14 130V132L16 133V131ZM74 132V131H76L75 133H73L72 131ZM133 132H132V131ZM138 130V131H137ZM143 130V131H142ZM164 130V131H163ZM204 130V131H203ZM206 130H208V129H206ZM225 130V131H224ZM228 130H230V131H228ZM242 130H240V131H242ZM31 131H33V132H35V133H37V132H41V128L39 127V126H33L32 128H31V130H30V133H31ZM195 131H197V135H193V133H195ZM225 133V132H227L228 131V133H229V135L227 136L228 137V140L229 139H231V140H229L230 142L232 141V142H234L236 145H234V143H233V146L231 145V146H229L228 148L226 147V144H223V142L224 141H226V139L227 138H225L224 139V141H223V138L225 137H223L222 135L224 134L223 132ZM247 131V132H246ZM33 132H32V134H33ZM39 132V133H40ZM66 132V133H67ZM82 132V133H81ZM117 132V133H116ZM138 132V133H137ZM146 132V133H145ZM164 132V133H163ZM173 132H176V131H173ZM199 132V133H198ZM251 132H253V133H251ZM21 133H23V132H21ZM111 133V134H110ZM114 133H116V135L114 134ZM120 133V134H119ZM159 133V134H158ZM161 133H163V134H161ZM184 133V134H183ZM212 133H210V134H212ZM223 133V134H222ZM228 133H225V134H228ZM240 133V134H239ZM38 134V133H37ZM77 134V133H76ZM92 134V135H91ZM122 134V135H121ZM142 134V135H141ZM167 134V133H166ZM224 134V135H225ZM230 134H231V136H232V134H234V136H230ZM259 134V135H258ZM40 136H41V133L39 134ZM80 135V136H79ZM82 135H83V137H82ZM125 135V136H124ZM147 135V136H146ZM152 135V136H151ZM154 135V136H153ZM156 135V136H155ZM164 135V136H163ZM193 135V136H192ZM252 135V136H251ZM261 135V136H260ZM35 136V135H34ZM38 136V135H37ZM103 136V137H102ZM118 138H117V137ZM121 136H123V138L121 137ZM137 136V137H136ZM144 136V137H143ZM178 136V137H177ZM179 136L181 137V138H179ZM184 136V137H183ZM213 135H211V137H212ZM250 136V137H249ZM119 137H121V138H119ZM129 137V138H128ZM175 137V138H174ZM187 137H188V139H187ZM189 137H192V138H190L189 139ZM220 137H222V142H221V139H220ZM160 138V139H159ZM178 140H177V139ZM213 138V137H212ZM233 138V139H232ZM253 138L254 139H258V142L257 141H255V140H253ZM259 138H261L260 139V141H259ZM63 139H65V140H63ZM68 139V138H67ZM167 139V140H166ZM195 139H196V137L194 138V141H195ZM248 139L250 140V141H248ZM88 140V141H87ZM119 140V141H118ZM147 140V141H146ZM176 140H177V142H176ZM213 140V139H212ZM253 140V141H252ZM74 141V142H73ZM124 141V142H123ZM143 141V142H142ZM168 141V142H167ZM169 141H170V144H172L171 142L173 141V142H175L176 143V145H175V143L173 144V145H170L169 144ZM179 141V142H178ZM189 141H190V143L191 144H189ZM66 142H70V143H72V146H71V148L72 149H69L70 148V146H69V148L67 149V147H66V145H68V144H66ZM157 142V143H156ZM226 142H228V141H226ZM225 142V143H226ZM230 142H228V145H229V143ZM231 142V143H232ZM254 142H257V143H259V144H257L256 145V143H254ZM75 143V144H74ZM124 143V144H123ZM183 143H184V145H183ZM188 143V145H186ZM59 144V145H58ZM65 144V145H64ZM167 144V147L165 146V145ZM168 144H169V146H170V150H169V147H168ZM244 145V146H242V145ZM252 144V145H251ZM255 144V145H254ZM33 144H30V149H27L25 152H31V153H28V154H32V149H34L33 148V146H32ZM69 145H71V144H69ZM227 145V146H228ZM27 146H29V145H27ZM185 146H188V147H185ZM184 147V148H183ZM237 147H239V148H237ZM25 148H27V147H25ZM32 148V149H31ZM63 148H62V150H60L59 148H57L58 150H60L59 152L60 153H63L64 152V150H63ZM100 148V149H99ZM141 150H140V149ZM185 148H187V149H185ZM215 148H214V152H216L217 153V151L215 150ZM221 148H222V150H221ZM226 148V149H225ZM233 148H234V150H233ZM254 148V149H253ZM165 149H168L167 151L165 150ZM172 149V150H171ZM181 149V150H182ZM231 149V150H230ZM30 150V151H29ZM163 150V151H162ZM243 150V149H242ZM241 150V151H242ZM61 151H63V152H61ZM141 151H142V153H141ZM219 151V152H220ZM228 151V150H227ZM241 151H239V154L241 155L242 153L244 154H246V152H241ZM73 152H74V154H73ZM167 152V153H166ZM177 153V155L178 156H175L176 155V153ZM186 152V151H185ZM231 152V153H230ZM251 152H253L254 154H252ZM65 153H66V151H65ZM65 153H63L64 155H65ZM91 153V154H90ZM160 153V155L158 156V154ZM171 153H174V154H171ZM227 153V152H226ZM228 154H225V155H228ZM239 154L237 153V154H235V156L236 155H238L239 156ZM243 154H242V156H240V157H248L247 155H244L243 156ZM261 154V155H260ZM67 155V154H66ZM73 155H76V156H73ZM84 155V156H83ZM115 155V156H114ZM142 155V156H141ZM165 155V156H164ZM140 156V157H139ZM163 156V157H162ZM167 156V157H166ZM169 156V157H168ZM171 156V157H170ZM172 156H174V157H172ZM231 156H233V154H231ZM54 157V156H53ZM52 156H50V158L51 159H54ZM109 157V158H108ZM157 157V158H156ZM160 157V158H159ZM192 157V158H191ZM190 158H191V160L194 158V156H191ZM237 157V156H236ZM245 157V158H246ZM50 158H48V159H50ZM163 158V159H162ZM176 158H175V162L176 161H178V160H176ZM211 159H212V156L210 157ZM210 158H209V160L207 161V162H211L212 160H210ZM215 158V157H214ZM213 158V159H214ZM225 158H226V156H225ZM243 158H242V160H243ZM245 158H244V161H243V163L245 162ZM256 158H254L253 157V159H255V160H257ZM165 159H167V160H165ZM179 159V158H178ZM195 159V158H194ZM193 159V160H194ZM216 159V158H215ZM214 159V161L215 162H219V161H216ZM229 159V160H228ZM228 159L226 158V162H228V164L231 162V157L229 158V155H228ZM233 160H234V156H233V158H232ZM237 158H235V160H236ZM238 159H241V158H238ZM238 159H237V162H238ZM55 160V159H54ZM79 160V161H78ZM112 160V161H111ZM149 160V161H148ZM162 160V161H161ZM191 160L189 161V160H187L188 162H191ZM234 160V161H235ZM50 161H53V160H50ZM50 161H48V162H50ZM165 161V162H164ZM170 161V162H169ZM214 161H212V162H214ZM230 161V162H229ZM47 162V163H48ZM167 162H169V163H167ZM174 162V163H175ZM192 162H194V161H192ZM236 162V163H237ZM240 162L241 161H239V163L238 164H236L235 165V163L233 162H231L232 163V168L230 167V166H227L226 167V169L227 168H230V170L232 169L233 171H235L236 169H237V171H238V169H239V166H240ZM51 163H53V162H50V164ZM107 163V164H106ZM115 163V164H114ZM158 164V166H157V164ZM161 163H162V165H161ZM93 164V165H92ZM171 164H173V163H171ZM216 164V163H215ZM48 165H49V163H48ZM83 165H84V167H83ZM212 165V164H211ZM230 165V164H229ZM237 165H239V166H237ZM242 165H246V164H242ZM233 166H237L238 168H234ZM247 166V165H246ZM47 167H49V166H46V167H43V168H45V170L46 169H48ZM92 167V168H91ZM152 167V168H151ZM159 167V168H158ZM164 167V168H163ZM243 167V166H242ZM41 169L42 171H40V172H43L44 171V169ZM107 168H109V169H107ZM126 168V169H125ZM146 168V169H145ZM234 168V169H233ZM154 169V170H153ZM226 169H224V170H226ZM243 169L244 168H242V170H241V166H240V171H243ZM247 169V168H246ZM245 169V170H246ZM78 170V169H77ZM106 170V171H105ZM135 170V171H134ZM163 170V171H162ZM244 170V171H245ZM153 171V172H152ZM233 171H230L231 172V175L234 173V174H237V173H240L239 171L237 172L236 171V173L235 172H233ZM79 172V171H78ZM77 171H76V173H78ZM228 172V173H227ZM229 169L225 172L224 171V173H226V174H224L223 172L221 173V176L222 175H224V177L225 176H227L228 175V178L230 177V175H229ZM158 173V174H157ZM153 174V175H152ZM157 174V178L154 176V175H156ZM211 174V173H210ZM78 175H79V173L77 174V177H78ZM79 175V176H80ZM151 175L153 176V177H155L156 179H150V178H153V177H151ZM209 175V174H208ZM37 176H38V174H37ZM40 176H42L41 174H39V177ZM128 177V178H127ZM166 177V176H165ZM223 177V178H224ZM149 178V179H148ZM205 178H206V182H207V184H208V181H209V184H208V186H207V184L206 183H204L203 181H205ZM227 178V177H226ZM129 179V180H128ZM159 179H160V177H159ZM204 179V180H203ZM151 180V181H150ZM198 180V181H197ZM203 180V181H202ZM211 180V181H210ZM260 179H258V181H259ZM103 181V182H102ZM130 181V182H129ZM143 181V182H142ZM155 181V183L156 184H154L153 182ZM161 181V182H160ZM256 181V180H255ZM254 181V182H255ZM88 182V183H87ZM159 182H160V184H159ZM264 183V181L262 182V180H260L259 181V183ZM210 183L213 185V188H211V186L212 185H210ZM256 183H257V181H256ZM256 183H255V186L257 187V189L258 190H260V191H258V192H262L263 193V187L264 186H262V190H261V188H260V186H261V183H260V186L259 185H256ZM258 183V184H259ZM120 184V185H119ZM166 184V183H165ZM167 184H169V183H167ZM200 184V183H199ZM205 184V185H204ZM252 184H254V183H252ZM251 184V185H252ZM101 185V186H100ZM161 185V186H160ZM202 185H204V186H202ZM210 185V186H209ZM250 185V186H251ZM263 185V184H262ZM44 187H40L41 189H43V192H42V190H40L39 192H40V194L38 193V189L37 190H35V191H37V192H35V193H37V194H39V195H35L36 197H37V200L39 199V197H40V195L42 194V193H44V191H46V190H44V189H46L47 188V185L45 186V185H43ZM194 186V187H193ZM244 186H246V185H244ZM243 186V187H244ZM73 187L71 188V189H73ZM155 189H153V188ZM159 187V188H158ZM161 187V188H160ZM164 188V190L165 191H163V190H160V189H163ZM193 187V188H192ZM203 187V188H202ZM209 187H210V189H209ZM252 187H253V185L251 186V187H249L248 189H251V190H249V192H251V191H253V190H255L256 191V189H252ZM68 188V187H67ZM144 188V189H143ZM183 188V187H182ZM220 188V187H219ZM76 189H78V191H76ZM142 189V190H141ZM158 189V190H157ZM199 189V190H200ZM246 192H248V189L246 188V187H244L243 188ZM150 190V191H149ZM152 190V191H151ZM162 191V193L160 192V191ZM181 190V191H180ZM210 190V191H209ZM217 190V189H216ZM244 190H243V192H244ZM69 190L68 191H66L65 192V194L68 192H70ZM74 191H76V192H74ZM156 191V192H155ZM168 191V190H167ZM180 191V192H179ZM255 191H253L252 192V194L255 192ZM72 192H70V194L72 193ZM135 192V193H134ZM144 192V193H143ZM197 194H196V193ZM199 192H201V191H199ZM204 192H205V189H204ZM207 192H205L207 195H208V193ZM258 192H257V195H256V193H254V195H256V196H258ZM169 193V195H170V197H171V194ZM203 192H201V194L200 195H203L202 194ZM214 195H215V193H216V195H217V193H219L218 192V190L214 193V192H212ZM209 194V195H212L213 196V194ZM46 194H47V192H46ZM196 194V195H195ZM246 194V193H245ZM248 194V193H247ZM246 194V195H247ZM250 195H251V193H249ZM264 194V193H263ZM45 195V193L43 194V195H41V197L42 196H44ZM67 195V194H66ZM73 195V194H72ZM76 195V194H75ZM115 195V196H114ZM121 195V196H120ZM199 195V194H198ZM197 195V196H198ZM208 195V196H209ZM243 195V194H242ZM119 196V197H118ZM208 196H207V198H208ZM212 196H211V198H212ZM35 197V198H36ZM41 197H40V199H41ZM122 197H124L125 199H123ZM175 197H177V198H179V199H181V200H179V199H177V198H175ZM192 199H191V198ZM196 197V198H195ZM213 197H215V196H213ZM120 198H122L124 201H122V199H121V201H120ZM199 198H200V196H199ZM254 198H255V200H254ZM168 199V198H167ZM171 199H172V201H171ZM251 199H253L252 201H254V203H252L251 202ZM259 199V200H258ZM76 200H78V203H76ZM112 200V201H111ZM142 200V201H141ZM176 200V203H178L177 202V200H179L180 202L182 201V203H183V206H182V203L180 204L182 207H183V210H184V205H185V208L187 207H190V206H192V208L190 209H188L187 210V208L183 211L182 210V207L178 210V209H175V211H174V208H176L175 207V205L174 204H176L174 201ZM185 200V199H184ZM185 200V201H186ZM205 200H206V197H205ZM256 200H258L257 202H256ZM39 201V200H38ZM201 201V200H200ZM91 202V203H90ZM119 202V203H118ZM120 202H122V203H120ZM166 202V203H165ZM173 202V203H172ZM179 202V203H180ZM260 202V203H259ZM123 203H124V205H123ZM168 203H171L172 204V206L170 205H168ZM236 203H237V206H236ZM247 203V204H246ZM255 203H257V205L255 206ZM64 204H66L65 202H64ZM63 204V205H64ZM102 204V205H101ZM139 204V205H138ZM195 204V205H196ZM249 204V205H248ZM250 204H252L251 206H250ZM253 204H254V206H253ZM68 205V204H67ZM104 205V206H103ZM108 205V206H107ZM136 205V206H135ZM141 205V206H140ZM174 206V207H173ZM176 206H177V204H176ZM72 207H73V201H72ZM122 207V208H121ZM208 207V206H207ZM138 208V209H137ZM89 209V210H88ZM122 209V210H121ZM192 209H194L193 211H192ZM196 209V210H195ZM72 210V209H71ZM73 210L71 211V213L73 212ZM81 210H82V212H81ZM83 210H84V212H83ZM176 210H178V212H181L180 210H182V212H181V214H182V216H184L185 214H184V212L185 213H187L189 210H191V212L189 211L185 216L186 217H181L180 216V213L179 214H177V218H178V216L181 218V220H182V218H183V220L185 219V218H187L188 219V216H189V219L190 218H192L193 219V221L192 220H190V221H192L191 222V224H189L190 223V221H189V223H187L186 224V222H188V220H185V222L183 223V221H181L180 220V218H179V220L177 221V218L175 217L176 215H175V213H177V211ZM208 210H210V211H212V209L210 208H208ZM239 210V211H238ZM127 211V212H126ZM174 212V213H171V212ZM198 211V212H197ZM218 211V212H217ZM199 214L198 216L195 214ZM206 212H208V211H206ZM219 213V214H215V213ZM254 214H253V213ZM90 213V214H89ZM172 215H175L174 217H172V216H170L171 214ZM200 213H202V210L200 211ZM223 213V214H222ZM226 213V214H225ZM239 213V214H238ZM243 213V214H242ZM73 214V213H72ZM75 214V213H74ZM87 214H89V215H87ZM170 214V215H169ZM191 214V215H190ZM195 214V219H194V217H193V215ZM210 214V213H209ZM249 214V215H248ZM79 215V216H78ZM86 215V216H85ZM167 215V216H166ZM242 215V216H241ZM261 215V216H260ZM70 216L71 217H73V215H71L70 214ZM70 216H68L70 219H71V217ZM82 216V217H81ZM84 216V217H83ZM197 216V217H196ZM239 216V217H238ZM250 216V217H249ZM79 217V218H78ZM168 217L170 218H173V219H168ZM221 217V216H220ZM225 217V218H224ZM258 217V218H257ZM81 218H83V219H81ZM134 218V219H133ZM174 218H176V221H175V219ZM198 219V221H197V219ZM239 218V219H238ZM245 218V219H244ZM251 218V219H250ZM82 221H81V220ZM211 219V220H212ZM244 219V220H243ZM84 220V221H83ZM236 220V221H235ZM241 220V221H240ZM262 220H263V222H262ZM71 221V220H70ZM71 221V222H72ZM170 221V222H169ZM244 221V222H243ZM84 222V223H83ZM196 222V223H195ZM218 222V223H217ZM97 223V224H96ZM195 223V224H194ZM216 223L218 224L217 226H219V227H217L216 226ZM220 223H222V224H220ZM81 224H83V225H81ZM104 224V225H103ZM179 224V225H178ZM223 224H225V225H223ZM168 225V226H167ZM192 225H194L195 226V228L193 227V228H191L192 227ZM258 225V226H257ZM162 226V227H161ZM174 226V227H173ZM191 226V227H190ZM260 226V228H261V232L258 230V229H260V228H258ZM84 227H86V229L84 228ZM177 227V228H176ZM190 228V229H192L190 232H192L193 230H195L196 229V233H195V231H193V233H192V238L190 237L191 236V234L188 232V230H190V229H188V228ZM214 227V228H215ZM257 227V228H256ZM5 228V227H4ZM156 229V230H155ZM179 231H178V230ZM256 229V230H255ZM84 230V231H83ZM99 230H100V232H99ZM258 230V231H257ZM178 231V232H177ZM220 231V232H219ZM257 231V232H256ZM142 232V233H141ZM175 233L176 234V232H177V234L176 235H174V234H172V233ZM182 232H183V234H182ZM254 232V233H253ZM260 232V233H259ZM4 233H5V229H4ZM187 233H189L188 235H187ZM220 233V234H219ZM259 233L260 234V238L258 237V238H256V235ZM70 234V233H69ZM136 234V235H135ZM180 234L182 235V239H181V236H180ZM197 236H196V235ZM98 235V236H97ZM133 235V236H132ZM177 236V237H174V236ZM193 235H195L194 237H193ZM219 235H221L220 237H219ZM69 236V235H68ZM67 236V237H68ZM71 236V235H70ZM69 236V237H70ZM180 236V240H182V242H180L179 241V243H183L182 245H181V247L177 244L178 243V237ZM184 236V237H183ZM64 237L66 238V239H64ZM203 237H201L200 235H199V238H201L200 240H202L203 239ZM174 238V239H173ZM176 238V239H175ZM198 238V239H199ZM215 238V237H214ZM76 239H78V238H76ZM178 239V240H177ZM183 239H185V240H183ZM192 239V240H191ZM197 239V241L195 242V243H200L201 245H203L204 246V242H201V241H199ZM217 239V238H216ZM239 239V240H238ZM117 240V241H116ZM177 241V242H176ZM199 241V242H198ZM203 241V240H202ZM62 242H64V241H62ZM61 242V245H63V243ZM172 242V243H171ZM176 242V244H175V247H173L174 246V243ZM214 242V243H213ZM242 242V244H246V246H247V249H244V247L246 248V246L245 245H243L244 247H242L241 245L242 244H239V243H241ZM244 242V243H243ZM58 243H59V245H58ZM228 243V244H227ZM238 243V244H237ZM67 244V245H66ZM69 244V245H68ZM80 244V245H79ZM185 244H187V245H185ZM188 244H190V246H188ZM229 244H232V245H230L229 246ZM253 246V249H251L252 248V246ZM56 245H55V248H56ZM73 245H74V247H73ZM113 245V246H112ZM172 245V246H171ZM219 245H220V247H219ZM233 245H235L234 247H240L241 249L243 248L244 250H248L249 251V248L251 249V252H253V254L250 252V253H248V252H246V251H244L243 253L241 252V251H239V249H236L235 248V250H238L239 252H238V255L236 254V252H235V255H237L236 257H237V259H236V257H234L233 258V256L231 257V255L229 256H227V254H228V252H224L227 248H229V250L228 251H232V252H234L235 250H234V247H232ZM238 245V246H237ZM250 245V246H249ZM5 246H8L7 244L6 245H4L3 247L4 248H1V249H4V252L6 253V249H7V253H8V255H10L11 254V256H12V254L14 253L10 248V246H8V247H10L9 248V250L10 251H12L11 253H9V251H8V248H6ZM68 246H71V247H69L68 248ZM112 246V247H111ZM131 246V247H130ZM179 247L178 249L176 248V247ZM198 246H200V245H198ZM222 246V247H221ZM227 246H229V247H227ZM255 246V247H254ZM78 247V248H77ZM150 247V248H149ZM192 247V248H191ZM201 247V246H200ZM233 249H232V248ZM175 248H176V250L177 251H175ZM217 248V249H218ZM232 250H231V249ZM57 249L58 248H56L55 250H56V252H58L57 251ZM60 249V250H61ZM68 249V250H67ZM70 249L72 250V255L70 254V252L68 253V251H70ZM136 249V250H135ZM198 251H200V252H197V250ZM218 249V250H219ZM224 251H223V250ZM240 249V250H241ZM67 250V251H66ZM144 250V251H143ZM218 250H217V252H218ZM226 250V251H227ZM62 251H59V252H62ZM127 251V252H126ZM173 251H175V252H177V254L175 255L174 253H173ZM214 251V252H213ZM243 251V250H242ZM75 252V253H74ZM191 252H192V254H191ZM229 252V253H230ZM231 252V253H232ZM241 252V253H240ZM5 253L3 254L4 256H5ZM6 253V254H7ZM66 253H68L69 254V256H68V254H66ZM171 253H172V255H171ZM186 253V251H185V253H183V254H187ZM194 253H196V254H200L199 255V257L198 256H196V254H194ZM91 254V255H90ZM122 254H124V255H122ZM156 254V255H155ZM181 254H182V251H181ZM209 254V255H208ZM214 255V256H211V255ZM248 254H250V255H248ZM16 254L14 253V258L13 257H10V256H7L6 255V257L8 258L7 260H6V262H7V264H9V262H10V260H12L11 262V264H13V261H14V264H16V260H17V255L15 256ZM60 255V256H59ZM61 255L62 256H64V257H61ZM70 255H71V257H73L72 259H71V257H70ZM75 255V256H74ZM145 255V256H144ZM175 255V256H174ZM189 255H191L192 257H190ZM218 257H217V256ZM233 255V254H232ZM3 256V258H5L6 259V257H4ZM52 256V255H51ZM50 256V257H51ZM252 256V257H251ZM9 257L10 258H13V259H10L9 260ZM17 257V258H16ZM49 257V258H50ZM67 257V258H66ZM70 257V258H69ZM75 257V258H74ZM171 257V259H169ZM205 257V256H204ZM223 257V258H222ZM62 258H65V259H67V262H65L66 260H64V259H62ZM68 258L70 259L69 261H68ZM156 258V259H155ZM158 258V259H157ZM167 258V259H166ZM251 258V259H250ZM5 259H2L3 261L5 260ZM16 259V260H15ZM147 259V260H146ZM151 259V260H150ZM162 259V260H161ZM172 260V262L173 261H175V260ZM193 259V260H192ZM248 259H250V260H248ZM120 260V261H119ZM125 260V261H124ZM141 260V261H140ZM156 260V261H155ZM2 261V262H3ZM18 261H19V259H18ZM17 261V262H18ZM130 261V262H129ZM155 261V262H154ZM199 261L198 262H192L193 264H200L199 263ZM211 261V262H210ZM238 261V262H237ZM5 262V261H4ZM65 262V263H64ZM113 262V263H112ZM125 262V263H124ZM139 262V263H138ZM148 262V263H147ZM19 263V262H18ZM17 263V264H18ZM21 264H22V262H20ZM19 263V264H20ZM163 263H165L164 261H163ZM162 262H161V264H163ZM230 263V262H229ZM3 264H6V263H3ZM52 264H53V262H52ZM160 264V263H159ZM165 264H170L169 262H166ZM227 264H228V262H227ZM241 264V263H240ZM244 264H246V263H244ZM263 264V263H262Z\"/></svg>",
    "mask_w": 264,
    "mask_h": 264
},
{
    "label": "bare ground",
    "instance_id": "bare-ground-1",
    "mask_svg": "<svg viewBox=\"0 0 264 264\" xmlns=\"http://www.w3.org/2000/svg\"><path fill=\"white\" fill-rule=\"evenodd\" d=\"M48 1V0H47ZM51 1H54V0H51ZM63 1V0H62ZM103 2H108V0H102ZM112 1H114V0H112ZM116 1V0H115ZM121 1V0H120ZM136 1V0H135ZM138 1V0H137ZM142 1V0H141ZM149 1V0H148ZM205 1V0H204ZM220 1V0H219ZM4 2H6L5 4H4V6H7V5H9V6H7V7H4V8H2L1 7V9H0V264H3V263H6L7 264V262H6V260L8 259L7 257H6V255L7 256H10V257H13L14 258V253L17 255V260L15 261L16 262V264L19 262H22V264H52V262H53V264L55 263L54 262V258H56L57 260H58V258H57V253H59V254H63V251H62V249L60 250L59 249V247H61V246H64L65 244V241H66V243H70L73 239H74V244H75V242H77L76 244L78 245V241H79V235H76V234H71V231H72V233H73V229H70V228H75V227H77V226H79V224H77V223H79L76 219L77 218H75L74 217V215L75 216H77L76 214L78 213V211L81 209H79L78 208V204H75L74 202H75V197L77 198V196H78V192H76V191H78V189H76V191H74V192H76L75 194L72 192L78 185H80V183L82 182L81 180H80V178H81V175H80V173H81V171L79 170L80 168H77L76 169V167H77V165H79L80 166V164H78L77 163V165H76V161H74V160H76L77 159V157H76V159H75V157H74V159H73V157H71L72 156V151H71V154H69L70 152H69V150H65L63 147H62V145H63V143L66 141V140H68V141H72V140H69L71 137H76L75 135H77L78 136V131H79V129H75V127L74 128H72V129H75V130H78L77 132L76 131H72L73 133H75V135L74 136H72V133H71V137L70 136H68V137H66L65 139H63V140H65L64 142H62V138H64L65 137V135L67 134L68 135V130H70L71 128H70V126H69V128L67 127L69 124V122H68V119L70 118V117H72V116H69V114H70V112H71V110H74V108H75V110L77 109V111L75 112V110H74V113H77L78 112V116H79V113H81L80 114V116L83 114H85V116L84 117H86V114H87V110H88V107H92V106H94V108H95V102L94 103H92V100L94 101V99H91L90 97L91 96H86L85 94L86 93H88V92H90L91 90H92V92L91 93H89V94H92V93H94V95L96 96V92L95 91H97L96 89H99L100 87H102L103 88V86H101V84L99 85V83L100 82H103V81H105V79L102 81V77H100V73L102 72V76L104 75L103 74V71H100L99 70V67H97L96 69H97V71L98 72H100V73H98L97 71H93V72H91V68H93V65L94 66H96V63H95V61H94V63H93V65L92 66H88V64H90L91 62H93V58L95 57V55H96V50L95 49H97V48H95L94 46H90L89 44H87V43H89L88 42V40H90V44H91V40L94 38V37H96V36H98V38H99V36L100 35H93L92 33H94V31H92V32H89V30H88V23L87 22H83L84 20H83V18L85 17H83L82 16V19L79 17L80 16V14L77 12H74L73 10L72 11H68L67 10V7H68V5L70 4H68L67 5V7H66V3H64L63 4V6L65 5V7H66V11L65 10H63V7H61V6H56L57 7V10H54V9H47V8H45V6H47L48 7V5H44V7H43V9H39L38 7L40 6L41 7V5H39V6H36L37 4H35L34 3V0L32 1L33 3H30V2H28V0H23V1H20V0H11V1H9V0H4ZM4 2H2V3H4ZM10 2V3H9ZM37 2V1H36ZM64 2H66V1H64ZM150 2H151V0H150ZM149 2V3H150ZM153 2V1H152ZM157 2V1H156ZM175 2V1H174ZM9 3V4H8ZM43 3V2H42ZM54 3V2H53ZM72 3V2H71ZM98 3V2H97ZM118 3V2H117ZM127 3V2H126ZM136 3V2H135ZM134 3V4H135ZM138 3V2H137ZM143 3V2H142ZM162 3H163V1H162ZM161 3V4H162ZM165 3V2H164ZM198 3V2H197ZM228 3V2H227ZM7 4V5H6ZM35 6H34V5ZM153 4V3H152ZM151 4V5H152ZM0 5H1V3H0ZM62 5V4H61ZM71 5V4H70ZM112 5V4H111ZM140 5V4H139ZM139 5H137V6H139ZM145 5H147V4H145ZM158 5V4H157ZM50 6V5H49ZM72 6H73V4H72ZM122 7H120V9H123L124 8V10H125V7H126V9H127V11H125V12H127V13H129L128 12V10L129 9H131V7H129V8H127L128 7V5H126V6H123V5H121ZM130 6V5H129ZM133 6V5H132ZM136 6V7H137ZM161 6V5H160ZM244 6V5H243ZM58 7H61V10H58ZM135 7V8H136ZM141 7V6H140ZM143 7V6H142ZM155 7H156V5H155ZM247 7H248V9H247ZM44 8H45V10H44ZM69 8V7H68ZM71 9L73 8V7H70ZM165 8V7H164ZM164 8L163 9H161V7H160V9L161 10H163L162 11V13L164 12ZM180 8V7H179ZM222 8H224V7H222ZM229 8V7H228ZM74 9H75V6H74ZM144 9V8H143ZM146 9V8H145ZM150 9V8H149ZM217 9V8H216ZM70 10V9H69ZM76 10H78L77 8H76ZM119 10V9H118ZM124 10L122 11L123 13H125L124 12ZM140 10H142V9H140ZM154 10V9H153ZM156 10H158V12H159V9H158V7H157V9ZM156 10H154V11H156ZM160 10V11H161ZM182 10V9H181ZM242 10V9H241ZM245 10H247L248 12V15L250 14V16H249V18H250V20H252L251 22H249L250 20H249V18H248V24H247V27H250V28H248V30L250 31H252L254 34H253V36H252V33H248V31H246L248 34H249V37H254V39L256 38L255 36H257V35H259V34H264V0H249V2H248V5L246 6V9ZM249 10H250V12H249ZM79 11V10H78ZM121 11V10H120ZM144 11V10H143ZM148 11V10H147ZM153 11V15L154 16H152V17H154V20L156 19V20H158V18H159V16H158V18H156L155 17V15H157V14H154L155 12ZM185 11V10H184ZM183 11V12H184ZM221 9H220V13H221ZM230 10H228V12H229ZM80 12H85L84 11V9H83V11H80ZM141 12V11H140ZM150 12V11H149ZM167 12V11H166ZM187 13V15H189V12L188 11H186ZM223 12H225L224 10L222 11V17H221V19L223 18ZM244 12V11H243ZM119 14L118 15H120V13L121 12H118ZM144 13V12H143ZM142 13V14H143ZM152 13V12H151ZM150 13V14H151ZM157 13V12H156ZM161 13V12H160ZM160 13H159V15H160ZM161 13V15H162V20H160V18H159V20L158 21H155V23L157 22V24L156 25H154V24H146V25H153L154 27L155 26H157L158 25V23H159V21H160V23H161V21H162V23H163V27L165 28V30L164 31H166V28H167V30H170L171 28H172V30L174 29H176L177 30V34H178V32H179V34H180V31H183V29L184 28H182V24H181V22L180 21H176L177 23H179V25L181 26V28L179 27V25H178V27H179V29H180V31H178V27H176V25H174L176 22L174 21V22H171V25H167V23H169L172 19H174L176 16H175V14L173 15L174 16V18H173V16H171V20L169 19V21L167 20L168 18V15L166 16V18H165V20H167L168 22H165V20H163V18L165 17H163V14ZM216 13V12H215ZM219 13V14H220ZM83 14H85V13H82V15ZM130 14H132V13H129L128 15H130ZM164 14H167V13H164ZM178 14V13H177ZM184 14V13H183ZM182 14V15H183ZM186 14L184 15L185 17H186ZM218 14V15H219ZM226 14L228 15V13L226 12ZM226 14H225V16H226ZM90 15V14H89ZM124 15V14H123ZM123 15H122V13H121V16L123 17ZM128 15H127V17H126V15H124L125 17H123L124 18V24H123V22H120V20H119V22L121 23V28H123L124 29V27H122V26H127L126 25V23L128 22H125V20H129L130 18L128 17ZM135 15V14H134ZM172 15V14H171ZM120 16V17H121ZM131 16H133V15H130V17ZM178 16V15H177ZM183 16V17H184ZM190 16V15H189ZM220 16V15H219ZM119 17V18H120ZM146 17V16H145ZM161 17V16H160ZM251 17H253L252 19H251ZM127 18V19H126ZM182 18V17H181ZM227 18V17H226ZM94 19V18H93ZM120 19H122V18H120ZM133 19V21H134V17L132 18ZM150 19H153V18H151L150 17ZM176 19V18H175ZM184 19V18H183ZM246 19V18H245ZM83 20V21H82ZM136 20V19H135ZM138 20V19H137ZM146 20H148V22L149 21H152V20H149V18H147ZM178 20V19H177ZM185 20V19H184ZM190 20V19H189ZM85 21H86V19H85ZM122 21V20H121ZM131 21V20H130ZM133 21H131V22H133ZM145 21V20H144ZM173 21V20H172ZM182 21V20H181ZM190 21H193V20H190ZM88 22L90 23V21L88 20ZM136 22V21H135ZM145 22H147V21H145ZM147 22V23H148ZM217 22V21H216ZM84 23H85V25L87 24V27L84 25ZM130 25V27H131V24L132 23H130V22H128ZM150 23V22H149ZM154 23V22H153ZM161 23V24H162ZM172 23H173V26H172ZM184 23L186 24V22L184 21ZM91 24V23H90ZM99 24V23H98ZM138 24V23H137ZM140 25H142L141 23H139ZM138 24V28H139V25ZM161 24H159V26H161ZM195 24V23H194ZM201 24V23H200ZM136 25V24H135ZM165 25V26H164ZM219 25V24H218ZM249 25V26H248ZM117 26H118V24H117ZM118 26V27H119ZM137 26V25H136ZM152 26V27H153ZM169 26H171V28L169 29L168 27ZM176 28H175V27ZM184 26V25H183ZM193 26V25H192ZM90 27H92V26H90ZM98 27V26H97ZM119 27V28H120ZM129 27V28H130ZM132 27H135V26H132ZM130 28V31H131V29H135V28ZM143 27L144 28H146V26L144 25V23H143ZM143 27H141L142 29H144ZM152 27H150V26H148V29L149 30H151L150 28H152ZM158 27V26H157ZM162 27V26H161ZM162 27V28H163ZM174 27V28H173ZM185 27V26H184ZM120 28V31H121V33H118L120 36H122L123 35V37H124V33H125V31H126V33H127V31H129V30H127L128 29V27H126L124 30H122ZM137 28V27H136ZM162 28H160V29H162ZM163 28V29H164ZM192 28V27H191ZM194 28V27H193ZM192 28V29H193ZM239 28V27H238ZM116 29H118L117 27H116ZM140 29V28H139ZM138 29V33H139V31L141 30H139ZM148 29H147V31H146V29L145 30H141V32H140V34L141 33H145L144 34V36L146 37H148V35H150L151 34V32H149L148 31ZM159 29V28H158ZM158 29H156L155 28V33H152V35L154 34H158V33H160V36L161 35H163V36H165L167 33V31L166 32H164V34L162 33L161 34V31L163 30H161L160 32H159V30ZM188 28H186V30H187ZM196 29V28H195ZM198 29V28H197ZM214 29V28H213ZM232 29V28H231ZM93 30V29H92ZM106 30V29H105ZM104 30V31H105ZM156 30H158V32L156 33ZM172 30H170V32H169V34L171 33V35L173 34L172 32L174 31H172ZM185 30V29H184ZM185 30V31H186ZM91 31V30H90ZM97 31H98V29H97ZM109 31V30H108ZM116 31V30H115ZM114 31V33L116 34V32L117 31H119V30H117L116 32ZM130 31L128 32L129 33V35H130ZM145 31V32H144ZM153 31V30H152ZM189 31V30H188ZM191 31V30H190ZM196 31V30H195ZM111 32V31H110ZM109 32V33H110ZM132 32V31H131ZM135 32H136V30H135ZM147 32H149L148 33V35H146L147 34ZM154 32V31H153ZM204 32V31H203ZM96 33V32H95ZM102 33V32H101ZM127 33V34H128ZM175 33V32H174ZM93 36H92V35ZM112 35H114L113 33H111ZM134 35L135 36V33L133 32V33H131V35ZM142 34V35H143ZM176 34V36L178 37V35ZM184 34V33H183ZM182 34V35H183ZM189 34V33H188ZM244 34V36L242 35V37H243V39H247L245 36L247 35H245V33H243ZM102 35H105V32H103V34H101V36H100V38L102 37H104V36H102ZM107 35V36H106ZM106 37H108V34H107V32H106ZM126 35V34H125ZM131 35L129 36V38L131 37ZM133 35H132V37H133ZM137 35V34H136ZM159 35V34H158ZM174 35L175 34H173L171 37L172 38H174ZM181 35V34H180ZM185 35V34H184ZM183 35V36H184ZM191 35V34H190ZM189 35V36H190ZM198 35V34H197ZM206 35V34H205ZM231 35V34H230ZM251 35V36H250ZM255 35V36H254ZM261 35H260V37L259 36H257V38L256 39H258V40H261ZM90 36H92V38H90ZM116 36V35H115ZM139 36V35H138ZM151 36V35H150ZM188 36V37H189ZM194 36V35H193ZM196 36V35H195ZM208 36V35H207ZM219 36V35H218ZM223 36V35H222ZM262 36H264V35H262ZM117 37H119L118 35H117ZM127 37V36H126ZM126 37H125V39H123L122 37H121V39H119V42H120V40H121V42H122V39L125 41V44L127 43V41H128V39L126 40ZM155 37H158V36H155ZM166 37V36H165ZM168 37V38H167ZM167 40L169 41L170 39H169V35L167 34ZM177 37H175L176 39H177ZM180 38H178V39H181V37L182 36H179ZM186 37V36H185ZM205 37V36H204ZM232 37V36H231ZM241 37V36H240ZM247 37H248V35H247ZM249 37H248V39H249ZM100 38L98 39V41L100 40ZM120 38V37H119ZM140 38V37H139ZM152 38H154V37H152ZM184 38V37H183ZM95 39V38H94ZM104 39H105V37H104ZM131 39V38H130ZM156 39V38H155ZM176 39H172V40H175V42H173V44H176V43H178V39L176 40ZM189 39V38H188ZM193 39V38H192ZM205 39V38H204ZM222 39V38H221ZM235 39V38H234ZM242 38H241V41L243 40ZM118 40V39H117ZM143 40V39H142ZM150 40V39H149ZM153 40V39H152ZM164 40V39H163ZM163 40H162V42H163ZM166 40V39H165ZM171 40V41H172ZM217 40V39H216ZM223 40V39H222ZM250 40V39H249ZM263 40V39H262ZM96 41H97V38H96ZM96 41L94 40V42L96 43ZM97 41V42H98ZM124 41L122 42V43H124ZM144 41H146V40H144ZM156 41V40H155ZM155 41H153L154 43H155ZM211 41V40H210ZM245 41V40H244ZM243 41V42H244ZM248 40H246V42H247ZM93 42V43H94ZM120 42V43H121ZM129 42V41H128ZM130 42H131V40H130ZM133 42H135V41H133ZM158 42V41H157ZM156 42V43H157ZM170 42V41H169ZM169 42H166L167 43V45L168 44H170ZM184 42L185 41H183V42H181V43H183L184 44ZM204 42V41H203ZM261 42V41H260ZM264 42V41H263ZM262 42V44H260L259 45V47L261 46V48H258L259 50L260 49H262L260 52L264 55V43ZM153 43V44H154ZM165 43V42H164ZM162 44L161 46H162V48H163V45H164V47H165V51H166V47L167 46H165V44ZM172 43V42H171ZM179 44L178 43V45L177 46H179V45H183V44ZM205 43V42H204ZM214 43V42H213ZM242 43V42H241ZM245 43V42H244ZM244 43H242L241 45H242V47L244 48V46L245 45H247L248 46V44L246 43L245 45H244ZM250 43H251V41H250ZM124 44V45H125ZM128 45H129V43H127ZM173 44H171V45H168V47L169 48H171V50L169 49V48H167L168 50L166 51V53L168 54V52H169V54L171 55V54H173L174 55V52L173 51H177V50H175L176 48H178L179 49V47H175ZM203 44V43H202ZM257 44V43H256ZM255 43H254V45H252L251 46V48L252 47H254L255 45H256ZM89 45V46H88ZM92 45V44H91ZM95 45V44H94ZM116 45V44H115ZM131 45V44H130ZM148 45V44H147ZM158 45V44H157ZM172 45H173V47H175V49L173 50L172 48ZM208 45V44H207ZM244 45V46H243ZM86 46H88V47H86ZM118 46V45H117ZM121 46H123V45H121ZM134 46V45H133ZM184 46V45H183ZM237 46V45H236ZM250 46V45H249ZM89 47H94L95 49V51H91L92 49H87V48H89ZM97 47V46H96ZM125 47L126 46H123L122 48H121V50L119 51V52H122L124 49H125ZM182 47V46H181ZM208 47V46H207ZM239 47H240V43H239ZM246 47V46H245ZM119 48V47H118ZM129 48H130V46H129ZM128 48V49H129ZM250 48V47H249ZM151 50H152V48H150ZM149 49V51H151ZM156 49H159V48H156ZM184 49V48H183ZM188 49V48H187ZM208 49V48H207ZM255 49H256V47H255ZM118 50V49H117ZM130 50V49H129ZM128 50V51H129ZM134 50V49H133ZM172 52H170V51ZM185 50V49H184ZM254 50V49H253ZM259 50H257V51H259ZM85 51V52H84ZM86 51H89V52H92V53H90V56H88L87 55V58L88 57H90V58H88L87 60H89V59H92L91 60V62H90V60H89V63H88V61L86 60V58H84V54H87V52ZM125 52H127V49H125L124 50ZM123 51V52H124ZM143 51V50H142ZM141 51V52H142ZM153 51H154V49H153ZM153 51H151L152 53H153ZM158 51V50H157ZM156 51V52H157ZM181 51V50H180ZM190 51V50H189ZM200 51V50H199ZM208 51V50H207ZM256 51V50H255ZM84 52V53H83ZM88 52V53H89ZM95 52V55H93L92 56V54ZM151 52H149V53H151ZM159 54H158V56H160V57H157L156 58V56H155V58L156 59H154V60H161V58H162V55L163 54H166V53H163L162 55H161V52H163V50L161 49V52H160V49H159ZM157 52V53H158ZM82 54V55H84L83 56V58H84V60L88 63L87 64V66L89 67V68H86V64H84V66H85V68H86V70H85V68H81V69H84L85 70V75H84V73H82V71L80 72V74H82V75H80L79 74V72L77 71V70H80V68L78 69L77 67L75 68V66L76 65H74V63L76 64L77 63V65H78V61H77V59H78V55L79 54ZM98 53V52H97ZM145 53H146V51H145ZM151 53V54H152ZM213 53V52H212ZM80 54V55H81ZM132 54V53H131ZM140 54V53H139ZM142 54V53H141ZM144 54V53H143ZM147 55H148V52L146 53ZM155 53H153V55H154ZM179 54V53H178ZM178 54H176V56H178ZM79 55V56H80ZM123 55H124V53H123ZM147 55H146V57H147ZM153 55H150V56H153ZM169 55V56H170ZM180 55V54H179ZM187 55V54H186ZM262 55V57L264 58V56ZM135 56V55H134ZM133 56V57H134ZM140 56H145V54L144 55H140ZM165 56V55H164ZM169 56H168V58H169ZM258 56H260V55H258ZM81 57V56H80ZM93 57V58H92ZM103 57V56H102ZM114 57V56H113ZM132 57V58H133ZM146 57H144V58H146ZM148 57H149V55H148ZM171 57V56H170ZM174 57V56H173ZM179 57V56H178ZM190 57V56H189ZM198 57V56H197ZM208 57V56H207ZM244 57H245V55H244ZM243 57V58H244ZM253 57V56H252ZM127 58V57H126ZM129 58V57H128ZM136 58H137V56H136ZM133 59L134 60V62H135V60H136V62L138 61L139 63H140V60L142 59V57L141 58H138V59H140V60H138V59ZM144 58H143V60H144ZM153 58H154V56H153ZM164 58V57H163ZM168 58H166L165 60H163V61H165V63H168L171 59H172V57L170 58V59H168ZM182 58V57H181ZM241 59H242V56L240 57ZM259 58V57H258ZM263 58L261 59V58H259V60L261 59V61H260V63H254L253 64V62H254V59H252L253 61L252 62H249L248 61V63H251V65L252 66H249V64L248 63H246L248 66H247V68L246 69H244L243 70V68H241L242 69V72L239 74L238 73V76H237V78H236V80H233L234 82H232L231 81V83H233L232 85H233V87H232V89H231V91H233V93H235V94H237V95H241V94H243L244 92H247V91H252V92H254V93H257L256 94V96H258V94L259 95H261L262 96V99H261V101H264V60H263ZM96 59V61H98V64H99V62H101L100 61V59H98L97 60V58H94V60ZM106 59V58H105ZM117 59V58H116ZM130 59V58H129ZM148 59V58H147ZM176 59V58H175ZM208 59V58H207ZM250 59V60H251ZM79 60V59H78ZM143 60H141L142 61V63H140V64H137L136 62L134 63V64H136V66L138 65V67H140V65H141V67L140 68H143V66H142V64L143 63H147L148 62V60H145L146 62H143ZM149 60H152L150 57H149ZM161 60V61H162ZM169 60V61H168ZM244 60V59H243ZM249 60V59H248ZM262 60H263V63H262ZM166 61H168V62H166ZM175 61V60H174ZM177 61V60H176ZM206 61V60H205ZM241 61V60H240ZM84 62V61H83ZM103 62H105V61H103ZM107 62V61H106ZM124 62H126V61H124ZM131 62V61H130ZM256 62V61H255ZM85 63V62H84ZM131 63H133V61L131 62ZM131 63H129L128 61H127V63H126V65L128 64H131ZM149 63H151V62H148V64H145V66L147 67L148 66V68H151L149 65H151V64H154L155 63V65H157V64H159L160 66H161V63H159V61L157 62V61H155V62H153V63H151V64H149ZM157 63V64H156ZM165 63H163V65H166ZM174 63V62H173ZM182 63V62H181ZM225 63V62H224ZM243 63H245L244 61H243ZM80 64H82V60H81V63ZM78 65L79 67L81 66V65ZM103 64V63H102ZM133 64V65H134ZM176 64V63H175ZM197 64V63H196ZM218 64V63H217ZM70 65H74L73 66V68L74 69H76V72H75V74H73V73H71L70 71L71 70H69V72H67L68 71V68H69V66ZM100 65H101V63H100ZM157 66V67H160V66ZM173 65V64H172ZM182 65V64H181ZM84 66H82V67H84ZM116 66V65H115ZM151 66H153V65H151ZM169 66H171V65H169ZM246 66V65H245ZM129 67H131L132 68V66H129ZM146 67H145V69H146ZM156 66H154V68H155ZM165 67V66H164ZM182 67V66H181ZM185 67V66H184ZM205 67V66H204ZM213 67V66H212ZM241 67H243V66H241ZM95 68V67H94ZM93 68V69H94ZM140 68H138V72H139V74H136V75H142V74H140V72H142V73H144L145 71H147V69L145 70L144 68V70H140L139 71V69ZM161 68V67H160ZM172 68H173V66H171L169 69H171L172 70ZM179 68V67H178ZM235 68V67H234ZM70 69V68H69ZM72 69V68H71ZM87 69H90L89 70V73L91 72L92 74H88L87 72H88V70ZM120 69H122V68H120ZM133 69H135V68H132L131 69V71H133ZM153 68H151V69H148V71L149 70H152ZM167 69H168V67H167ZM174 69H176V67L174 68ZM173 69V70H174ZM183 69V68H182ZM186 69V68H185ZM67 70V71H66ZM84 70H83V72H84ZM95 70V69H94ZM157 69L155 68V70L153 69V71L152 72H155ZM180 70V69H179ZM178 70V71H179ZM187 70H188V68H187ZM186 70V71H187ZM238 70H240V68L238 69ZM32 72L33 73V76L34 77H32V73H29L30 74V76L28 77V76H24L25 74H24V72ZM66 71V72H65ZM72 71H73V69H72ZM168 72H169V70H167ZM174 71H176V70H174ZM183 71V70H182ZM195 71V70H194ZM204 71V70H203ZM207 71V70H206ZM223 71V70H222ZM78 72V74H76ZM95 72H97V73H95ZM118 72V71H117ZM185 72V71H184ZM183 72V73H184ZM210 72V71H209ZM236 72H238V71H236ZM65 73H67L68 75H65ZM98 74V75H95V74ZM147 73V72H146ZM146 73H144V74H146ZM148 73H151V71L150 72H148ZM158 74V72L156 71L155 72V74ZM171 73H174V72H172L171 71ZM188 73V72H187ZM199 73V72H198ZM70 74H72V76H76V78L78 77L77 75H80L79 76V78L81 77H83L84 76V78H87V77H89V78H87V80L89 79V81H92V83H91V85L89 86V85H87L88 87H91L92 86V84L93 83H98V86H100L99 88H96V86H97V84H95V85H93L94 86V88H96V89H91V88H93V86L91 87V88H89V89H91V90H88V88L87 89H84V88H82L81 87V89H84L83 90V92L82 91H79L80 90V85L84 82L81 78V80L83 81H80V85H79V89L76 87L77 85H74L76 82H74V84H70V82L68 83L67 81H70V80H67V81H65L64 79H66V76L68 77ZM88 74V75H87ZM107 74H109V75H107ZM117 74V73H116ZM130 74V73H129ZM186 74V73H185ZM190 74H192V73H190ZM208 74H210V73H208ZM230 74H232V71H231V73ZM236 74V73H235ZM112 75V74H111ZM179 75V74H178ZM183 75V74H182ZM229 75V74H228ZM227 75V76H228ZM237 75V74H236ZM85 76H87V77H85ZM108 76V77H107ZM109 76H110V72L108 73V72H106V76L104 75L103 76V78L105 77V78H107V81H108V79H111V77H113V76H110V78H109ZM131 76V75H130ZM135 76V75H134ZM151 76H154V74L152 75L151 74ZM150 76V77H151ZM181 76V75H180ZM195 76V75H194ZM201 76V75H200ZM206 76V75H205ZM226 76V77H227ZM69 77H71V75L69 76ZM120 77V76H119ZM139 77L141 78V76H138V79H139ZM145 77H146V79L148 78V76H147V74L145 75ZM182 77H185V79H183V81H186V80H188L186 77V75L185 76H182ZM198 77V76H197ZM209 77H210V75H209ZM231 77L232 76H230L229 75V78L231 79ZM76 78H72L73 80L75 79L76 80ZM136 78H137V76H136ZM158 78H159V75H158ZM157 78V79H158ZM168 78V77H167ZM177 78V77H176ZM193 78H195V77H192V79ZM203 78H205V77H203ZM214 78V77H213ZM228 78V79H229ZM233 78V77H232ZM69 79H71V78H69ZM71 79V80H72ZM91 79V80H90ZM95 81V82H93V80ZM129 79H130V77H129ZM149 79V78H148ZM155 79H156V77H155ZM157 79L155 80V81H157ZM190 79V78H189ZM198 79V78H197ZM200 79V78H199ZM207 79V78H206ZM79 80V79H78ZM86 80V79H85ZM112 80H114V79H112ZM115 80H117V79H115ZM119 80V79H118ZM131 80V79H130ZM168 80V79H167ZM202 80V79H201ZM209 80V79H208ZM67 82L68 84H64V85H61V84H63V83H60V82ZM107 81H105V82H107ZM110 81V80H109ZM134 81V80H133ZM165 81V80H164ZM178 81H180V80H178ZM182 81V80H181ZM192 82V80L190 79L189 81H186L185 83L187 84H189V82ZM224 81V80H223ZM86 82H88V81H85L84 83H86ZM104 82V83H105ZM113 82V81H112ZM116 82V81H115ZM160 82V81H159ZM159 82H154V79H153V87H161V86H157L158 85V83ZM198 82V81H197ZM202 82V81H201ZM203 82H205L204 81V79H203ZM208 82H210V81H208ZM83 83V84H84ZM103 83V84H104ZM119 83V82H118ZM117 83V84H118ZM154 83H157L156 84V86H154ZM161 84H162V82H160ZM165 83V82H164ZM167 83V82H166ZM200 83V82H199ZM228 83V82H227ZM226 83V84H227ZM230 83V82H229ZM231 83H230V85H231ZM102 84V85H103ZM109 84H114V83H111V82H109ZM109 84L107 83V84H105L106 86H104V89L106 90L107 89V85H108V88H112V87H110L109 86ZM117 84H114L115 86L117 85ZM161 84H159V85H161ZM173 84V83H172ZM179 84H181V83H179ZM196 84V83H195ZM202 84V83H201ZM207 84V83H206ZM58 85H61V88H63V89H57L58 88ZM86 85V84H85ZM152 85V84H151ZM174 85V84H173ZM204 85H205V83H204ZM211 85V84H210ZM231 85V86H232ZM97 86V87H98ZM115 86H113V87H115ZM118 87H119V84L117 85ZM121 86V85H120ZM133 86V85H132ZM175 86V85H174ZM180 86V85H179ZM184 86V85H183ZM195 86V85H194ZM216 86V85H215ZM225 86V85H224ZM230 86V87H231ZM60 87V86H59ZM117 87V88H118ZM149 87V86H148ZM173 87V86H172ZM176 87H178V86H176ZM182 87V86H181ZM180 87V88H181ZM197 87V86H196ZM217 87V86H216ZM227 87V86H226ZM229 87V86H228ZM227 87V88H228ZM64 88H65V90H66V92H64L63 90H64ZM116 87L114 88V89H117ZM121 87H119V89H120ZM171 88V87H170ZM185 88V87H184ZM188 88V87H187ZM191 88V87H190ZM189 88V89H190ZM192 88H194V87H192ZM203 88V87H202ZM205 88H206V85H205ZM226 88V89H227ZM62 90V92L65 94L66 93V95L67 96H69V97H71V99L69 100V99H67V96H65L64 94V99H65V97H66V99H67V101H63V99H61V98H63V95L62 96H60L59 97V92H56L57 90ZM101 89V88H100ZM110 89H107L109 92L112 90L113 91V88L110 90ZM125 88H123V84H122V91L124 90ZM153 89V88H152ZM175 89V88H174ZM226 89H225V91H226ZM228 89H230V88H228ZM227 89V90H228ZM88 92H87V91ZM93 90H95L94 92H93ZM104 90V91H105ZM106 90V91H107ZM118 90V89H117ZM117 90H115L116 92H112L114 95H116V96H114V95H112V97L114 96L115 98L117 97V94L116 93H119V90H118V92H117ZM154 90H157V88L156 89H154ZM183 90H185V89H183ZM182 90V91H183ZM199 90H201V89H199ZM105 91V92H106ZM125 91V90H124ZM123 91V92H124ZM127 91V90H126ZM176 91V90H175ZM180 91V90H179ZM178 91V92H179ZM181 91V92H182ZM191 91H194V89L193 90H191ZM224 91V92H225ZM230 91V92H231ZM61 92V91H60ZM82 92V93H81ZM84 92H86L85 94H84ZM101 91H99L98 90V93H100ZM105 92H102L101 93V95H105ZM152 92H153V90H152ZM157 92V91H156ZM155 92V94H157ZM165 92V91H164ZM184 92V91H183ZM186 92V91H185ZM195 92V91H194ZM201 92V91H200ZM97 93V94H98ZM108 93V92H107ZM121 93V92H120ZM141 93V92H140ZM205 93V92H204ZM221 93V92H220ZM229 93V92H228ZM228 93H224L225 94V96H227V95H229ZM232 93V92H231ZM230 93V94H231ZM232 93V94H233ZM59 94V95H58ZM125 94V93H124ZM123 94V95H124ZM127 94V93H126ZM145 94V93H144ZM183 94V93H182ZM186 94V93H185ZM198 94V93H197ZM248 94H250V92H248ZM88 95V94H87ZM121 95V94H120ZM148 95V94H147ZM150 95H152V94H150ZM160 95V94H159ZM159 95H158V97H159ZM245 94H243L242 96H244ZM251 95H254L253 93L251 94ZM108 96V95H107ZM109 96L111 97V94H109ZM231 97H232V95H230ZM233 96H234V94H233ZM236 96V95H235ZM261 96H259L260 98H261ZM96 97H98V99H99V96L97 95ZM102 97H104L105 99H103ZM101 97V100L103 99V100H105L104 101V103H106L108 100H107V98H109V97H106V96H102ZM111 97V99L113 100L114 98H112ZM236 97H238V96H236ZM244 97H246V96H244ZM249 97H251V96H247V98L248 99H250ZM125 98V97H124ZM161 98V97H160ZM187 98V97H186ZM190 98V97H189ZM224 98H227V100H225L226 102L227 101H229L230 99H228V96L227 97H224ZM224 98L222 99V100H224ZM252 99L253 98H255V99H258V97L256 98V97H251ZM73 99V100H72ZM97 99V98H96ZM126 99V98H125ZM145 99V98H144ZM164 99V98H163ZM209 99V98H208ZM232 99V98H231ZM69 100V101H68ZM103 100L100 102L99 100H97V102L99 101V103L102 105V102H103ZM107 100V101H106ZM141 100V99H140ZM151 100V99H150ZM180 100V99H179ZM194 100V99H193ZM237 101L238 103H240V104H242L243 103V101H246V100H244L243 99V101H240V99H237L236 98V100H235V98L234 99H232V100H230V101ZM241 100H242V98H241ZM251 100V99H250ZM250 100H249V102H250ZM71 101V102H70ZM72 101H73V103L75 102V105H74V107L72 106V105H69L70 107H73L72 109L71 108H69V109H71L70 110V112H67V111H65V108H66V104L64 103V102H67V104H71L72 103ZM115 101V100H114ZM230 101H229V103L227 102V105H226V108H225V104L223 105L224 107H222V108H225L226 110H225V113H226V111H228L229 110V112H228V114L230 113V108H232V105L230 104ZM233 101V102H234ZM248 101V100H247ZM69 102V103H68ZM117 104L119 103V100L118 101H115ZM114 102V103H115ZM120 102L122 103V101L120 100ZM127 102V101H126ZM134 102V105H136L135 104V101H133ZM198 102V101H197ZM222 102V101H221ZM233 102H231V103H233ZM257 103H259L260 102V99H259V102H258V100L256 101ZM104 103H103V105H104ZM108 103V102H107ZM106 103V104H107ZM112 103V102H111ZM116 103L114 104L115 106H117V107H119L120 108V103L118 104V105H116ZM132 103V102H131ZM131 103H129L128 105L130 106V108L129 107H126L125 108V104H123V106H122V104H121V106H122V108L121 109H123V110H125L126 111V109H128L127 111H129L130 112V110H131V107H133L132 108V110H134L135 109V106H131ZM219 103V102H218ZM223 103H225V102H223ZM223 103H219L221 106H222V104ZM238 103H235L234 102V104H237L238 105ZM99 104V106H101ZM145 104V103H144ZM173 104V103H172ZM204 104V103H203ZM214 104V103H213ZM216 105L214 108H216L217 106L219 107L220 105ZM228 104H230V108H227L228 107ZM234 104H233V107H234ZM245 104V105H244ZM246 104L247 103H243V105L244 106H246ZM252 104V106H253V104H254V106H256V103H251ZM250 104V105H251ZM261 105H262V103H260ZM260 104H257L258 106L260 105ZM263 104H264V102H263ZM125 105V106H124ZM127 105V106H128ZM155 105V104H154ZM161 105V104H160ZM174 105V104H173ZM200 105V104H199ZM242 105V106H243ZM261 105L259 106V107H261ZM75 106H77V107H75ZM111 106H113V104L111 105ZM110 106V107H111ZM115 106H113V107H115ZM241 105H238V106H236L235 105V109H239V108H241L242 107ZM247 106H249V105H247ZM264 105H262V107H263ZM112 107V108H113ZM250 107V106H249ZM249 107L247 108V110L250 112V114L252 113V114H254L255 112H252V110H250L249 109ZM98 108V107H97ZM111 108V109H112ZM141 109H143L142 107H140ZM243 108V107H242ZM250 108H252L253 109V107H250ZM257 108V107H256ZM87 109V110H86ZM120 109V110H121ZM130 109V110H129ZM197 109V108H196ZM203 109V108H202ZM208 109V108H207ZM218 109V108H217ZM217 109H215V111H213V112H211V115H207V116H205V118L207 117V118H209L210 116V118L212 119V121L210 120V119H206L207 121H211V124L208 122H206L205 121V119H204V121L207 123V125H212L213 126V123L212 122H216V120H218L219 118H214V114H215V116H216V113L217 112H219L220 111V108H219V110L217 111ZM228 109V110H227ZM245 108H243V109H240V110H244ZM260 109V108H259ZM264 109V108H263ZM66 110H68V108L66 109ZM109 110V109H108ZM116 110V113L117 112H122V111H120L119 109H115L114 108V111ZM118 110V111H117ZM131 110V111H132ZM139 110V108L137 109V111ZM205 110V109H204ZM223 110V109H222ZM234 109L232 108V111H233ZM246 110V111H247ZM253 110H255V109H253ZM87 111V112H86ZM90 111V110H89ZM113 111V110H112ZM113 111V112H114ZM123 112L122 114L123 115H120L119 113H117V114H119L120 115V117H123L124 115H126V117H124L123 118V120L122 121H124V120H126L125 118H129V116H130V113H128V114H126L127 112ZM146 111V110H145ZM173 111V110H172ZM172 111H170L171 113H172ZM175 111V110H174ZM217 111V112H216ZM231 111V112H232ZM257 111V110H256ZM67 112V113H66ZM112 112V113H113ZM149 112V111H148ZM168 112V111H167ZM204 112V111H203ZM214 112H216V113H214ZM224 112V111H223ZM243 112V111H242ZM260 112V111H259ZM263 112V111H262ZM261 112V113H262ZM69 113V114H68ZM73 113V112H72ZM73 113V114H74ZM132 113V112H131ZM212 113H214V114H212ZM225 113H223V114H225ZM233 113V115H234V112H232ZM258 113V112H257ZM256 113V114H257ZM264 113V112H263ZM133 114V113H132ZM220 114H221V111H220ZM228 114H226V115H228ZM67 115L69 116V118L67 117ZM82 115V116H83ZM91 115V114H90ZM114 115V114H113ZM128 115V116H127ZM169 115H170V113L168 114V117H169ZM206 115V114H205ZM218 115H219V113H218ZM233 115H232V117H233ZM263 115V114H262ZM261 115V116H262ZM74 116V115H73ZM80 116H79V119H77L78 121L80 120L81 121V119H80ZM81 116V117H82ZM110 116V115H109ZM118 116V115H117ZM160 116V115H159ZM167 116V115H166ZM221 116V118L220 119H223V117H222V114L221 115H219L218 117H220ZM224 116V115H223ZM252 116V115H251ZM261 116L259 117V115H258V117L259 118H261ZM75 117V116H74ZM84 117H82V119H84ZM191 117V116H190ZM203 117V116H202ZM213 117V118H212ZM225 117L226 116H224V119H225ZM229 117L231 118V114L228 116V118H226L227 120H230L229 119ZM255 117H256V115H255ZM132 118V117H131ZM257 118V117H256ZM256 118H254V120H253V117H251V120L252 121H257L258 122V118H257V120H256ZM262 118H264V117H262ZM73 119H75V118H73ZM170 119H171V115H170V117H169V121H170ZM181 119V118H180ZM213 119H216V120H213ZM224 119H223V121H224ZM245 119V118H244ZM76 120V121H77ZM107 119H105V121H106ZM114 120V119H113ZM167 120V121H168ZM172 120V119H171ZM173 120H175L174 119V116H173ZM251 120H250V122H251ZM262 120H264V119H262ZM70 121V123L72 122H74V121H72V118H71V120H69ZM79 121V122H80ZM84 120H82L81 121V123H85V121L83 122ZM87 121V120H86ZM94 121V120H93ZM96 121V120H95ZM110 121H112V120H110ZM128 121V120H127ZM146 121H148V120H146ZM218 121H221V120H218ZM218 121H217V123H218ZM98 122H102V121H98ZM104 122V121H103ZM108 122H109V120H108ZM121 122V121H120ZM125 122V121H124ZM124 122H123V125L121 124V125H119L120 126V128L119 129H123L124 130V127L126 128V125L124 126ZM179 122V121H178ZM222 122V121H221ZM225 122V121H224ZM224 122H222L223 124H224ZM229 122V121H228ZM262 121H259V123H260V125H261V131H259V126H258V128L259 129H257V130H255V131H258V133L259 132H262V129H263V132H264V125H263V127H262V124H264L263 122L261 123ZM72 123H71V125H72ZM111 123V122H110ZM169 123V122H168ZM175 123H176V121H175ZM206 123H204L203 125H204V127L206 126ZM68 124V125H67ZM115 124V123H114ZM117 124V123H116ZM126 124V123H125ZM201 124H202V121H201ZM216 123H214V125H215ZM252 124H254L253 122H252ZM20 127H19V126ZM78 126H79V124H77ZM76 125V128H78V126ZM82 125L83 124H81L80 125V128L82 127ZM118 125V124H117ZM134 125V124H133ZM176 125V124H175ZM175 125H174V122H173V125L172 126H174L175 127ZM203 125L201 126V127H199V128H201L200 130H199V132H201L202 131V129L204 128L203 127ZM209 125V126H210ZM220 125V124H219ZM226 125V124H225ZM225 125H224V127H225ZM230 125V124H229ZM228 125V123H227V126L228 127H230ZM22 126V127H21ZM23 126H24V130H23ZM33 126H39L40 128H41V136L39 135L40 133L39 132H37V133H35V132H33V131H35L34 130V128H36V127H34L33 128V131H31V133H30V130H31V128L33 127ZM74 126V123H73V125H72V127ZM84 126H85V124H84ZM116 126V125H115ZM128 126H129V124H128ZM127 126V128H131V127H128ZM166 126V127H165ZM164 127L167 129H169L170 127H168L169 125L167 124V125H165ZM170 126H171V124H170ZM171 126V127H172ZM178 126H180L179 124H178ZM212 126H210V127H212ZM218 126V125H217ZM226 126V127H227ZM235 126H237V125H235ZM235 126H234V128L233 127H230V128H233L234 130H233V132H232V129H230V130H228V131H230L229 133H235L236 135L238 134V132H243V130L242 129H240V130H242V131H240V130H235ZM240 126V125H239ZM253 126V125H252ZM256 125L254 124V127H255ZM16 127L18 128V129H20L21 131H20V133L18 134V132L15 130L16 129ZM112 127H113V125H112ZM161 127V126H160ZM177 127V126H176ZM194 127V126H193ZM203 127V128H202ZM223 127V125H222V127H219V128H221L222 130L223 129H225ZM245 127V126H244ZM85 127H83V129H84ZM117 127H115V130L116 131H118V128L116 129ZM126 128V129H127ZM138 128V127H137ZM141 128V127H140ZM139 128V129H140ZM164 128V129H165ZM180 128H181V126H180ZM180 128H179V130H180ZM184 128V127H183ZM196 128H197V126H196ZM206 128V127H205ZM204 128V129H205ZM236 128H240V127H236ZM112 129V128H111ZM124 130V134L127 136V134L130 132L128 129L127 130ZM168 129H167V131H168ZM174 129V130H173ZM182 129V128H181ZM192 129V128H191ZM190 129V130H191ZM206 129H208V130H206ZM205 129V131H207V133H203V132H201V133H199L198 135H197V131H195V133H193V135H197V136H193L194 138L196 137V139H195V141H194V138L193 139H190V138H192V137H189V139L190 140H193V141H191V143L192 142H194V143H192V146L190 145L189 146V148L187 149V148H185V149H187V150H183L182 148V150L180 149V150H178L180 153L182 152V154L180 155V157H178V158H176V160H178V161H176L175 162V158L172 160V161H174V162H171V163H173V164H171V163H169V162H167V163H169L170 165L168 166V169L165 171V168H164V172H166V175H164L165 173H161L160 175H162L163 174V176L164 177H161V176H159L160 177V179H159V177L157 178L156 176H157V174L156 175H154L155 177H153L152 175H151V177H153V178H150L151 180L152 179H156V182L157 181H159V180H162V178H164V180L167 178V182L165 181H163L162 180V182H164L163 184H164V186L166 185H169L168 187H164L165 189H166V191L164 190V188L163 189H160V190H163V191H165V192H163V194L165 193V196H166V192H168L167 194H168V196L169 197H167L166 196V200L165 201H167L168 200V202H170L169 201V198H173L174 197V194H177L176 193V191H177V189L179 188H181L182 190L184 189V187L185 188H187V187H189V185H193L194 183H196V179H199V178H197L198 176H200L201 175V172H202V174H203V176H204V174H205V171L206 170H210L209 172L208 171H206V172H208V174H207V178L209 179L210 177H208V176H210V175H212L211 176V180H212V182L214 183V186H215V184L217 185L218 184V187H216V189L218 190V192L219 193H217V195H216V189L214 188V189H210V187H209V189L210 190H215V191H212V192H214L215 193V195L212 193V192H210V193H208L207 192V190H208V188H203L202 190L200 189L201 188V184H203L200 180L202 179H200L199 180V183H198V185H200V188H193V190H195V191H198V196L196 195V197H198V198H196V199H200V200H197L196 201V203H198V202H200V203H198L199 205H201V203H203V205H201L202 207L201 208H203V206H205L204 205V203L205 202H203V196H204V194L206 195V196H204V201H206V205L208 206H206L205 207V209L204 210H206V211H208V212H206V211H203V209H201V208H199V206H197V204L195 205L194 204V202H193V199L191 200L192 202H190V200H186V198L187 197H185V196H187L188 195V193L190 192L189 190H188V188L186 189V190H188L187 192H181V196H179V194H178V196L177 197H182L183 196V201H184V204L186 203V204H188V203H192L191 205H194L193 207H196V209H198V210H202V213H200V211L198 212L199 214H200V216H201V214H204L203 212H205V213H207V214H204V216H202V217H199L198 215L199 214H196L195 212V214L198 216V219H200V221H198V219H197V221H198V223L199 224H195V225H197L196 226V229H197V231H198V237H196L195 235H193V237L195 236L196 237V240H192V241H190L189 239H188V236H183L185 239H186V241H188V243H190V244H197V246H192L193 247V249H194V247H196V248H198L199 250L201 249L202 250V248H204V247H206V245H207V241L206 240H208V242L210 241V243H212L211 241V238H210V236L212 235V232L211 233H207L209 230H210V228H211V225H212V223H215V222H212L213 221V219L212 218H214V216H216V215H214L213 216V214H211V212H213V211H216L217 209H218V211L220 212L221 211V209L222 210H224L223 208H221V209H219L218 207H217V209L216 208H214L215 210H213V207H216V206H213V205H220L219 207H228V209H226L225 211H228V213H229V211H230V213L234 210L235 211V209L237 208V207H239V206H237V203H238V201H240L241 199L240 198H242V203L241 202H239V203H241V207H242V209L244 208V207H246L247 205H245L244 203H245V201L247 200V201H250V197L252 198V196H255V198L256 197H259V194H261V197H260V199H262V197H264V187H263V190H262V186H264V183H261V186H260V183H259V181L260 180H262V182L264 181V156H260L259 157V159H257L258 157L257 156H254V155H258L259 156V154H257V153H255L253 150H252V147H255V146H250V144L249 143H252L249 139H248V141H250L249 143H248V145H246V146H244V145H242V146H244V148L247 150V148L250 146V149L255 153H253V152H251L252 154H254L253 155V157L254 158H256L257 160H255V159H253V157L251 156V155H247V153H249L248 151H246L244 148H242L241 149V147H240V150L239 151H241V152H246V154L244 153H242L243 154V156L244 155H247L248 157H244L245 158V162L243 163V161H244V158L243 157H240V156H242V154L240 155L239 154V151H237V153L239 154V156L238 155H236L235 156V154H237L236 152H235V154H234V151H236V147H234L233 146V143L234 142H230L229 140H231V139H229L228 140V135H229V133H228V131L227 132H225V133H228V134H225L223 131V133L225 134H223L222 136L224 137L223 138V141H224V139L225 138H227L226 139V141H228V142H230L229 143V145H228V142H226V141H224L223 142V144H226V147L228 148L229 146H233L234 148H235V150H234V148H233V152L231 153V154H233V156H234V160H235V158H241V159H238V162H237V159L234 161L232 158H233V156H231V154H228V152H229V148L226 150V152H225V154H228L229 155V158L231 157V162L233 163H235V165L236 164H238L239 163V161H241L240 162V166H241V170H242V168H244L243 169V171H240V166L239 165H237V166H239V169H238V171L240 172V173H237V174H232L231 175V172L230 171H233L232 169L230 170V168H227L226 169V167L227 166H230L231 168H232V163L230 162L229 164H228V162H226L227 160H226V158L228 159V155H225L224 154V152H223V150H222V148H221V150L222 151H220V148H218L217 147V149L215 148L216 146H215V144H217L218 142H219V140L217 139V138H215L214 137V134L212 133V132H210V133H212V134H210L209 133V128H206ZM212 129V128H211ZM214 129V128H213ZM216 129V128H215ZM220 129V130H221ZM228 129V128H227ZM254 129H256V127L254 128ZM14 130L16 131V133L14 132ZM36 130L38 131L39 129L38 128H36ZM68 132H67V131ZM121 130H119L118 132H121ZM123 130H122V132H123ZM135 130H136V128H135ZM176 131V132H173V131ZM226 130V129H225ZM224 130V131H225ZM81 131H83L82 129H81ZM113 131H114V129H113ZM127 131H128V133H127ZM132 131V130H131ZM138 131V130H137ZM143 131V130H142ZM164 131V130H163ZM171 131H172V134L174 133V136L176 137V134L178 133L179 134V132H177V130H175V128H172L171 129ZM204 131V130H203ZM21 132H23V133H21ZM32 132H33V134H32ZM67 132V133H66ZM133 132V131H132ZM165 132V136H166V138H168L167 136H169V135H171L170 134V132L168 131V132H166V131H164ZM163 132V133H164ZM247 132V131H246ZM70 133V132H69ZM82 133V132H81ZM117 133V132H116ZM116 133H114L115 135H116ZM131 133V132H130ZM130 133H129V135H130ZM138 133V132H137ZM146 133V132H145ZM163 133H161V134H163ZM167 133V134H166ZM244 133V132H243ZM251 133H253V132H251ZM80 134V133H79ZM111 134V133H110ZM120 134V133H119ZM159 134V133H158ZM169 134V135H168ZM177 134V135H178ZM184 134V133H183ZM240 134V133H239ZM260 134V133H259ZM258 134V135H259ZM35 135V136H34ZM38 135V136H37ZM81 135V134H80ZM79 135V136H80ZM92 135V134H91ZM122 135V134H121ZM124 135V136H125ZM142 135V134H141ZM180 135V134H179ZM211 135H213L212 137H211ZM227 135V136H226ZM64 136V137H63ZM147 136V135H146ZM152 136V135H151ZM154 136V135H153ZM156 136V135H155ZM164 136V135H163ZM173 136V135H172ZM172 136H169V138H168V140H170L171 138L170 137H172ZM230 136H231V134H230ZM232 136H234V134H232ZM231 136V137H232ZM252 136V135H251ZM261 136V135H260ZM82 137H83V135H82ZM103 137V136H102ZM117 137V136H116ZM122 138H123V136H121ZM121 137H119V138H121ZM137 137V136H136ZM144 137V136H143ZM174 137V138H175ZM178 137V136H177ZM182 137V136H181ZM180 136H179V138H181ZM184 137V136H183ZM250 137V136H249ZM68 138V139H67ZM73 138H71V139H73ZM118 138V137H117ZM129 138V137H128ZM217 139L218 140V142L215 140V139ZM160 139V138H159ZM177 139V138H176ZM187 139H188V137H187ZM213 139V140H212ZM220 139H221V142H222V137H220ZM233 139V138H232ZM260 139L261 138H259V141H260ZM167 140V139H166ZM171 140H173V137H172V139ZM175 140V139H174ZM173 140V141H174ZM178 140V139H177ZM177 140H176V142H177ZM253 140H255V141H257L258 142V139H254L253 138ZM252 140V141H253ZM59 141H61V142H59ZM88 141V140H87ZM119 141V140H118ZM147 141V140H146ZM171 142L172 144H170V141H169V144L170 145H173L175 142ZM217 142V143H215V142ZM263 141H264V139H263ZM62 143V145L60 144H58L59 145V147H57V143ZM74 142V141H73ZM124 142V141H123ZM143 142V141H142ZM168 142V141H167ZM179 142V141H178ZM226 142V143H225ZM257 142H254V143H256V145L257 144H259V143H257ZM157 143V142H156ZM190 143V141H189V144H191ZM220 143V142H219ZM261 144L260 145H262L263 147H264V145L262 144V140H261V142H260ZM30 144H33L32 146H33V148L34 149H32V154H28V153H31V152H25L27 149H30L29 147H30ZM66 144H68V145H66V147H67V149L69 148V146H70V148L69 149H72L71 148V146H72V143H68V142H66ZM69 144H71V145H69ZM75 144V143H74ZM124 144V143H123ZM169 144H168V147H169V150H170V146H169ZM231 144V145H230ZM27 145H29V146H27ZM65 145V144H64ZM165 145V144H164ZM175 145H176V143H175ZM183 145H184V143H183ZM186 145H188V143L186 144ZM219 145H221V143L219 144ZM228 145V146H227ZM234 145H236L235 143H234ZM252 145V144H251ZM255 145V144H254ZM166 147H167V144L165 145ZM258 146V145H257ZM25 147H27V148H25ZM185 147H188V146H185ZM247 147V148H246ZM259 147V146H258ZM57 148H61L60 150H62V148H63V150H64V152L63 151H61V152H63V153H65V151H66V153H65V155L63 154V153H60L59 151L60 150H58ZM184 148V147H183ZM214 148H215V150L217 151V153L216 152H214ZM237 148H239V147H237ZM100 149V148H99ZM140 149V148H139ZM226 149V148H225ZM249 149V148H248ZM249 149V150H250ZM254 149V148H253ZM141 150V149H140ZM166 151L168 150V149H165ZM168 150V151H169ZM172 150V149H171ZM231 150V149H230ZM250 150V151H251ZM30 151V150H29ZM163 151V150H162ZM186 151V152H185ZM220 151V152H219ZM69 152V153H68ZM141 153H142V151H141ZM167 153V152H166ZM176 153V152H175ZM67 154V155H66ZM73 154H74V152H73ZM91 154V153H90ZM143 154V153H142ZM171 154H174V153H171ZM160 155V153L158 154V156ZM261 155V154H260ZM262 155H264V153H262ZM50 156H54L53 158L55 159H51L50 158ZM73 156H76V155H73ZM84 156V155H83ZM115 156V155H114ZM142 156V155H141ZM165 156V155H164ZM175 156H178L177 155V153H176V155ZM191 156H194V160L192 159L191 160ZM212 156V159L210 158ZM225 156H226V158H225ZM140 157V156H139ZM163 157V156H162ZM167 157V156H166ZM169 157V156H168ZM171 157V156H170ZM172 157H174V156H172ZM191 157V158H190ZM216 159H215V158ZM48 158H50V159H48ZM109 158V157H108ZM157 158V157H156ZM160 158V157H159ZM209 158H210V160H212V161H214V159L216 160V161H219V162H207L208 160H209ZM214 158V159H213ZM242 158H243V160H242ZM163 159V158H162ZM50 160H53V161H50ZM165 160H167V159H165ZM187 160H191V162H188ZM229 160V159H228ZM48 161H50V162H53V163H51L50 164V162H48ZM79 161V160H78ZM112 161V160H111ZM149 161V160H148ZM162 161V160H161ZM192 161H194V162H192ZM49 163V165H48V163ZM165 162V161H164ZM237 162V163H236ZM216 163V164H215ZM107 164V163H106ZM115 164V163H114ZM157 164V163H156ZM159 164V163H158ZM158 164H157V166H158ZM212 164V165H211ZM242 164H246V165H242ZM93 165V164H92ZM161 165H162V163H161ZM207 165H210L211 167H214L213 168V170L211 171V169H209V167L206 169V166ZM46 166H49V167H47L48 169H46L45 170V168H43V167H46ZM237 166H233L235 169L236 168H238ZM243 166V167H242ZM83 167H84V165H83ZM44 169V171L43 172H40V171H42L41 169ZM92 168V167H91ZM152 168V167H151ZM159 168V167H158ZM233 168V169H234ZM247 168V169H246ZM107 169H109V168H107ZM126 169V168H125ZM146 169V168H145ZM206 169V170H205ZM224 169H226V170H224ZM229 169V175H230V177L228 178V175L227 176H225L224 177V175H222L221 176V173L223 172L224 173V171L226 172L227 170ZM246 169V170H245ZM154 170V169H153ZM205 170V171H204ZM245 170V171H244ZM76 171L79 173V175H78V177H77V174L78 173H76ZM106 171V170H105ZM135 171V170H134ZM163 171V170H162ZM236 171H237V169L235 170V171H233V172H235L236 173ZM237 171V172H238ZM153 172V171H152ZM200 173V175H198ZM211 173V174H210ZM228 173V172H227ZM37 174H38V176H37ZM39 174H41L42 176H40L39 177ZM224 174H226V173H224ZM198 175V176H197ZM206 175V174H205ZM166 176V177H165ZM80 177V178H79ZM224 177V178H223ZM227 177V178H226ZM78 178H79V182H78ZM128 178V177H127ZM82 179V178H81ZM149 179V178H148ZM258 179H260L259 181H258ZM129 180V179H128ZM150 180V181H151ZM204 180V179H203ZM202 180V181H203ZM210 180V181H211ZM257 181V183H256V181ZM198 181V180H197ZM255 181V182H254ZM103 182V181H102ZM130 182V181H129ZM143 182V181H142ZM161 182V181H160ZM160 182H159V184H160ZM204 183H206L207 184V182H206V178H205V181H203ZM88 183V182H87ZM154 184H156L155 183V181L153 182ZM166 183V184H165ZM167 183H169V184H167ZM252 183H254V184H252ZM255 183H256V185H259L260 186V188H261V190L263 191V193L262 192H258V191H260V190H258L257 189V187L255 186ZM259 183V184H258ZM76 184H77V186H76ZM208 184H209V181H208ZM208 184H207V186H208ZM253 185V187H252V189H256V191L255 190H253V191H255L254 193H256V195H257V192H258V196H256V195H254V193L252 194V192L253 191H251V192H249V190H251V189H248L249 187H251L252 185ZM263 184V185H262ZM43 185H47V188L46 189H44V190H46V191H44V193H45V195L44 196H42L41 197V195H43L44 193H42L41 195H40V197H41V199H40V197H39V201L37 200V197L35 196L37 193H35V192H37V191H35V190H37L38 189V193L40 194V190H42V192H43V189H41L40 187L42 186V187H44ZM81 185H83V183H81ZM81 185L80 186H78L79 188H81ZM120 185V184H119ZM195 186H197V183L196 184H194ZM205 185V184H204ZM204 185H202V186H204ZM210 185H212L211 183H210ZM209 185V186H210ZM244 185H246V186H244ZM251 185V186H250ZM73 186H75V188L73 187ZM101 186V185H100ZM161 186V185H160ZM171 186V187H170ZM246 187L247 189H248V192H246L243 188L244 187ZM68 187V188H67ZM73 187V189H71ZM170 187V188H169ZM183 187V188H182ZM197 187H199V186H197ZM220 187V188H219ZM153 188V187H152ZM159 188V187H158ZM161 188V187H160ZM167 188H169L170 189V191L173 189V192H174V194H172L173 192H171L170 193V191H169V189H167ZM172 188V189H171ZM211 188H213V185L211 186ZM40 189V190H39ZM144 189V188H143ZM154 189V188H153ZM200 189V190H199ZM204 189H205V192H207L208 193V195L209 194H213V196H215V197H213L212 195H207L205 192H204ZM70 191V190H72V191H70V192H72L71 194H70V192L68 193H66L65 194V192L66 191ZM142 190V189H141ZM155 190V189H154ZM158 190V189H157ZM159 190V191H160ZM168 190V191H167ZM185 190V189H184ZM209 190V191H210ZM243 190H244V192H243ZM258 190V191H257ZM40 191V192H39ZM150 191V190H149ZM152 191V190H151ZM181 191V190H180ZM179 191V192H180ZM199 191H201V192H203L202 194L203 195H200L201 194V192H199ZM46 192H47V194H46ZM156 192V191H155ZM161 193H162V191H160ZM135 193V192H134ZM144 193V192H143ZM169 193L171 194V197H170V195H169ZM186 193V195L184 196V194ZM247 195H246V194ZM249 193H251V195L249 194ZM39 194H37V195H39ZM73 194V195H72ZM243 194V195H242ZM115 196V195H114ZM121 196V195H120ZM199 196H200V198H199ZM202 196V197H201ZM207 196H208V198H207ZM211 196H212V198H211ZM244 196H250L249 198H247V199H243V197ZM36 197V198H35ZM119 197V196H118ZM177 197H175V198H177ZM205 197H206V200H205ZM123 199H125L124 197H122ZM122 198H120V201H121V199ZM168 198V199H167ZM179 198H177V199H179ZM255 198H254V200H255ZM78 199V198H77ZM122 199V201H124ZM174 199V198H173ZM186 201H185V200ZM238 199H240V200H238ZM179 200H181V199H179ZM179 200H177V202L178 203H176V200L174 201L176 204H177V206H176V204H174L175 205V207L176 208H174V211H175V209H180L182 206H183V203H182V201L180 202ZM238 200V201H237ZM245 200V201H244ZM253 199H251V202L252 203H254V201H252ZM259 200V199H258ZM258 200H256V202L258 201ZM72 201H73V207H72ZM112 201V200H111ZM142 201V200H141ZM171 201H172V199H171ZM187 201H188V203H187ZM234 201L235 202H237L236 203V208H233V207H231V209H229L230 208V206L232 205V203H234ZM64 202L66 203V204H64ZM180 202V203H179ZM76 203H78V200H76ZM91 203V202H90ZM119 203V202H118ZM120 203H122V202H120ZM166 203V202H165ZM173 203V202H172ZM182 203V206L180 205ZM238 203V204H239ZM260 203V202H259ZM64 204V205H63ZM68 204V205H67ZM171 205L172 206V204L171 203H168V205ZM190 204H188L187 206H189ZM247 204V203H246ZM74 205L79 209L78 211L77 210H75V212H74ZM102 205V204H101ZM123 205H124V203H123ZM139 205V204H138ZM169 205V206H170ZM234 205H235V203H234ZM234 205H232V206H234ZM249 205V204H248ZM252 204H250V206H251ZM257 205V203H255V206ZM104 206V205H103ZM108 206V205H107ZM136 206V205H135ZM141 206V205H140ZM181 206V207H180ZM213 206V207H212ZM253 206H254V204H253ZM254 206V207H255ZM174 207V206H173ZM191 208H192V206H190ZM190 207H186L187 208V210L190 208ZM122 208V207H121ZM185 208V205H184V210L186 209ZM190 208V209H191ZM208 208L210 209H212V211H210V210H208ZM246 208H249V207H246ZM246 208H244V209H246ZM73 210V214L71 213V211ZM76 209V208H75ZM138 209V208H137ZM195 209V210H196ZM237 209H239V208H237ZM236 209V210H237ZM89 210V209H88ZM122 210V209H121ZM178 210H176L177 211V213H175V215H172L171 213H174L173 211L169 214L170 216H172V217H176L177 218V214H179L180 213V216L181 217H186L189 213V211L191 212V210H189L187 213H185L184 212V214L186 215H184V216H182V214H181V212H182V210H183V207H182V210H180L181 212H178ZM183 210V211H184ZM194 209H192V211H193ZM217 211V212H218ZM233 211V212H234ZM239 211V210H238ZM80 212V211H79ZM81 212H82V210H81ZM83 212H84V210H83ZM127 212V211H126ZM215 213V214H219V213ZM222 212V211H221ZM231 213V214H229L231 217H233L232 216V214H235V213ZM75 213V214H74ZM183 213V212H182ZM210 213V214H209ZM253 213V212H252ZM70 214L71 215H73V217H71L70 216ZM90 214V213H89ZM89 214H87V215H89ZM195 214L193 215V217L195 216ZM223 214V213H222ZM226 214V213H225ZM239 214V213H238ZM243 214V213H242ZM254 214V213H253ZM191 215V214H190ZM227 215V217L229 218V215L228 214H226ZM249 215V214H248ZM68 216H70L71 217V219L68 217ZM79 216V215H78ZM86 216V215H85ZM167 216V215H166ZM196 216V217H197ZM211 216H212V218H211ZM221 216V217H220ZM220 216H218V218H217V216H216V218H217V220H216V218H214L216 221H218V219H219V221L218 222H223V220H225V221H227V217L225 218V219H221L220 220V218H222L223 216H224V214H223V216L222 215H220ZM235 216H236V214H235ZM242 216V215H241ZM261 216V215H260ZM82 217V216H81ZM84 217V216H83ZM230 217V220H232L233 218L234 219H236L235 217H233V218H231ZM239 217V216H238ZM250 217V216H249ZM72 218H74V220H76L75 222L74 221H72L73 219ZM79 218V217H78ZM171 218V217H170ZM169 217H168V219H170ZM176 218H174L175 219V221H176ZM179 216H178V218H177V221L179 220ZM258 218V217H257ZM81 219H83V218H81ZM80 219V220H81ZM134 219V218H133ZM171 219H173V218H171ZM188 219H189V216H188ZM187 218H185L184 220H183V218H182V220H181V218H180V220L181 221H183V223L185 222V220H188ZM194 219H195V217H194ZM212 219V220H211ZM239 219V218H238ZM245 219V218H244ZM243 219V220H244ZM251 219V218H250ZM72 222H71V221ZM190 220H192L193 221V219L192 218H190L189 220H188V222H186V224L187 223H189V221ZM229 219H228V221L227 222H231ZM82 221V220H81ZM84 221V220H83ZM192 221H190V223L189 224H191V222ZM236 221V220H235ZM241 221V220H240ZM76 223V225H74L75 227H72L73 226V224L74 223ZM170 222V221H169ZM217 222V223H218ZM244 222V221H243ZM262 222H263V220H262ZM84 223V222H83ZM193 223V222H192ZM216 223V226L218 225ZM224 223V222H223ZM97 224V223H96ZM220 224H222V223H220ZM81 225H83V224H81ZM104 225V224H103ZM179 225V224H178ZM214 225V224H213ZM212 225V226H213ZM223 225H225V224H223ZM168 226V225H167ZM258 226V225H257ZM5 227V228H4ZM81 227V226H80ZM80 227H79V229L77 230V228H75L74 229V231L75 232H79V230H82V229H80ZM162 227V226H161ZM174 227V226H173ZM191 227V226H190ZM195 228V226L194 225H192V227L191 228ZM215 226H213L212 228H213V231H214V229L216 230V227L214 228ZM217 227H219V226H217ZM85 229H86V227H84ZM177 228V227H176ZM188 228V227H187ZM212 228H211V230L210 231H212ZM257 228V227H256ZM258 228H260V226L258 227ZM4 229H5V233H4ZM70 230L69 231V233L67 232V230ZM188 229H190V228H188ZM196 229L195 230H193V231H195V233L197 232L196 231ZM156 230V229H155ZM178 230V229H177ZM192 229H190V230H188V232L191 234V238H192V233H193V231L192 232H190ZM256 230V229H255ZM259 231L261 230V228L260 229H258ZM257 230V231H258ZM84 231V230H83ZM179 231V230H178ZM177 231V232H178ZM209 231V232H210ZM256 231V232H257ZM261 231H264L263 229L261 230ZM260 231V232H261ZM64 232L65 233H68L67 235L65 234V236H66V238H68V239H70L69 240V242H67V240H59V241H64V242H62L63 243V245H61V242H59L60 243V245H59V243H58V245H59V247L56 245L57 244V241H58V238H60L61 236H62V234H64ZM99 232H100V230H99ZM177 232H176V234H177ZM220 232V231H219ZM259 232V233H260ZM142 233V232H141ZM189 233H187V235L189 234ZM216 234H218V232H215ZM215 233H214V237L213 236H211V237H213V241L214 240H218L219 241V244H222L223 246H225L223 243V241L220 243V241L222 240H219V238L217 237V236H215ZM254 233V232H253ZM257 234L256 235V238H258L259 236H260V234ZM172 234H174V235H176L174 232L172 233ZM182 234H183V232H182ZM220 234V233H219ZM261 234H264V232H261ZM70 237H69V236ZM72 235H76V236H79V237H74V236H72ZM136 235V234H135ZM173 235V236H174ZM199 235L201 236V237H203V236H205V241L206 242H204V237H203V241L202 240H200L201 238H199ZM259 235V236H258ZM68 236V237H67ZM98 236V235H97ZM133 236V235H132ZM178 236V235H177ZM177 236H174V237H177ZM180 236H181V239H182V235L180 234ZM180 236L178 237V239L180 238ZM221 235H219V237H220ZM258 236V237H257ZM71 237L73 238V239H71ZM261 237L263 238L264 237V235L262 236L261 235ZM62 239H63V236L61 237ZM65 237H64V239H66ZM76 238H78V239H76ZM199 238V239H198ZM217 238V239H216ZM260 238V237H259ZM174 239V238H173ZM176 239V238H175ZM177 239V240H178ZM185 239H183V240H185ZM197 239L199 240V241H201V242H204V246L203 245H201L200 243H195L196 241H197ZM78 240V241H77ZM239 240V239H238ZM117 241V240H116ZM179 241L180 242H182V240H178V245L181 247V245L183 244V243H179ZM193 241H195V242H193ZM198 241V242H199ZM218 241H217V243H218ZM177 242V241H176ZM176 242L174 243V246L173 247H175V244H176ZM193 242V243H192ZM172 243V242H171ZM214 243V242H213ZM244 243V242H243ZM8 245V246H10V247H8V246H5L6 248H8V251H9V253H11L12 251L14 252L13 254H12V256H11V254L10 255H8V253H7V249L5 250L6 251V253L4 252V249H1V248H4L3 246L4 245ZM71 245H72V243H70ZM76 244H75V246H76ZM181 244V245H180ZM190 244H188V246H190ZM193 244V245H194ZM228 244V243H227ZM238 244V243H237ZM239 244H242V242L241 243H239ZM55 245H56V248H58L57 249V251L59 250V251H62V252H56V248H55ZM67 245V244H66ZM69 245V244H68ZM80 245V244H79ZM185 245H187V244H185ZM198 245H200V246H198ZM210 245V244H209ZM208 245V249L211 247H213L214 248V246L216 245L215 243L213 244L214 246H212V244H211V246H209ZM230 245H232V244H229V246ZM243 245H245L246 246V244H242L241 246L242 247H244ZM251 245V244H250ZM249 245V246H250ZM113 246V245H112ZM111 246V247H112ZM172 246V245H171ZM229 246H227V247H229ZM235 245H233L232 247H234ZM238 246V245H237ZM252 246V245H251ZM69 247H71V246H68V248ZM73 247H74V245H73ZM131 247V246H130ZM191 247V248H192ZM219 247H220V245H219ZM222 247V246H221ZM226 247V246H225ZM231 247V248H232ZM255 247V246H254ZM9 248L12 250V251H10L9 250ZM78 248V247H77ZM150 248V247H149ZM177 249L179 248L178 246L176 247ZM176 248H175V251H177L176 250ZM207 248V247H206ZM206 248H204L205 250H208V249H206ZM218 247H217V245H216V250H215V248H214V251H215V253L217 254V255H219V256H222V254L220 255V253L221 252H219L220 251V249L218 250L217 249ZM230 248V249H231ZM235 248L236 249H239V251H241L242 253L244 252V251H246V250H244V249H247V246H246V248L244 247V249L242 248H238V247H234V250H235ZM228 250H229V248H227ZM226 249V250H227ZM233 249V248H232ZM231 249V250H232ZM241 249V250H240ZM251 249H253V246H252V248ZM251 249L249 248V251L247 250L246 252H248V253H250L251 252ZM68 250V249H67ZM66 250V251H67ZM136 250V249H135ZM184 250L186 251V253L189 251L190 252V250L188 249V251L186 250V248H184ZM197 250V249H196ZM213 250V249H212ZM212 250H210L209 249V252L210 253H212L211 251ZM217 250H218V252H217ZM223 250V249H222ZM224 251V252H228V254H227V256L230 254L231 255V257L233 256V258L234 257H236L237 255H238V250H235L234 252H230V251ZM243 250V251H242ZM144 251V250H143ZM175 251H173V253L176 255L177 254V252H179L180 253V256L182 255H187L188 256V253L187 254H183V253H185V251L183 252V250H182V248L181 249H179V251H177V252H175ZM181 251H182V254H181ZM203 251V250H202ZM213 251V252H214ZM237 251V252H236ZM70 252V254L72 253V250L70 249V251H68V253ZM127 252V251H126ZM197 252H200V251H198L197 250ZM204 252V251H203ZM207 251H205L204 253L205 254H207L206 253ZM230 252V253H229ZM235 252H236V254L237 255H235ZM240 252V253H241ZM5 253V256L3 255ZM68 253H66V254H68ZM75 253V252H74ZM252 254H253V252H251ZM190 254V253H189ZM191 254H192V252H191ZM194 254H196V253H194ZM201 254V253H200ZM199 253L198 254H196V256H198L199 257V255H200ZM204 254V256H203V254L200 256V258L199 259H205L206 257L208 258V256L207 255H205ZM233 254V255H232ZM15 255V256H16ZM52 255V256H51ZM72 255V254H71ZM71 255H70V257H71ZM91 255V254H90ZM122 255H124V254H122ZM156 255V254H155ZM171 255H172V253H171ZM174 255V256H175ZM209 255V254H208ZM211 255V254H210ZM216 255V256H217ZM229 255V256H230ZM248 255H250V254H248ZM3 256L4 257H6V259L5 258H3ZM51 256V257H50ZM60 256V255H59ZM68 256H69V254H68ZM75 256V255H74ZM145 256V255H144ZM181 256V258H179V259H174V257H172L175 261H173L172 262V260L173 259H171V257L169 258V259H171L170 261L168 260H166L165 261V259L164 260H162L161 262L163 263V261L166 263V262H169L170 264H190V263H188L187 261H188V259H189V257H188V259H186V257H182ZM190 257H192L191 255H189ZM211 256H214V255H211ZM242 256H244L246 259H247V255L245 256V255H238L237 257L239 258H241ZM9 257V260L10 259H13V258H10ZM50 257V258H49ZM61 257H64V256H62L61 255ZM69 257V258H70ZM218 257V256H217ZM237 257H236V259H237ZM252 257V256H251ZM67 258V257H66ZM68 258V261L70 260ZM73 257H71V259H72ZM75 258V257H74ZM193 258H194V262H195V260H197V259H195V256L193 255ZM206 258V259H207ZM223 258V257H222ZM245 258L243 259H237V260H240L239 262L242 264V262H241V260H245ZM2 259H5L4 261L2 260ZM18 259H19V261H18ZM59 259L61 260V258L59 257ZM62 259H64V260H66L65 262H67V259H65V258H62ZM156 259V258H155ZM158 259V258H157ZM167 259V258H166ZM203 259V260H204ZM227 260H228V257L226 258ZM251 259V258H250ZM250 259H248V260H250ZM60 260H58V261H60ZM147 260V259H146ZM151 260V259H150ZM193 260V259H192ZM203 260H201V262H202V264H204L205 263V261H203ZM208 260H210V258L208 259ZM207 260V261H208ZM225 261L224 260V262H225V264H227V262H228V264H233L232 262V260L233 259H231L230 258V260L229 261ZM3 261V262H2ZM12 260H10V262H9V264H11L12 262H11ZM18 261V262H17ZM56 261V260H55ZM62 261V260H61ZM120 261V260H119ZM125 261V260H124ZM141 261V260H140ZM156 261V260H155ZM154 261V262H155ZM199 261V260H198ZM198 261H196V262H198ZM206 261V262H207ZM64 262V263H65ZM70 262V261H69ZM130 262V261H129ZM149 262V263H148ZM147 263L148 264H152L150 261H148ZM161 262H158L157 264H161ZM191 262V264H193L194 262L193 261H190ZM193 262V263H192ZM195 262V263H196ZM204 262V263H203ZM211 262V261H210ZM230 262V263H229ZM238 262V261H237ZM247 262H249V261H247ZM247 262H245V261H243V264L244 263H246V264H249V263H247ZM18 263V264H19ZM113 263V262H112ZM125 263V262H124ZM139 263V262H138ZM146 262H144V264H145ZM165 263H163V264H165ZM199 263H200V261H199ZM240 263H238V264H240ZM263 264H264V261L262 262ZM261 263V264H262ZM13 264H14V261H13ZM21 264V263H20ZM58 264V263H57ZM60 264V263H59ZM71 264H74V262L73 263H71ZM134 264V263H133ZM143 264V263H142ZM201 264V263H200ZM256 264V263H255Z\"/></svg>",
    "mask_w": 264,
    "mask_h": 264
}]
</instances>
